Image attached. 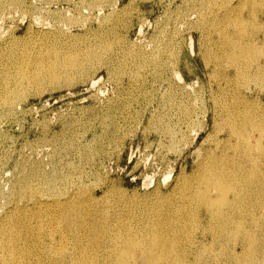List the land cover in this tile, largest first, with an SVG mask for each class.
<instances>
[{"label": "rangeland", "instance_id": "rangeland-1", "mask_svg": "<svg viewBox=\"0 0 264 264\" xmlns=\"http://www.w3.org/2000/svg\"><path fill=\"white\" fill-rule=\"evenodd\" d=\"M0 0L1 4H0V64L2 65V68L0 69V83L5 86V80L3 78L5 77H10L7 79V87H12L15 92L17 93L18 91V99L17 97L14 99L16 100L15 101V110L13 112H11V114H9L7 117L4 116L5 115V112L6 110H3V111H0V113L2 112L3 113V118L1 117L0 118V219L2 217H4V214L7 215L8 211H12L14 212L12 209H14L16 212L15 213H20L21 214H24L26 215V219H27V223H28V226H31V227H39V228H42L43 230H46L45 232V236H43V241L45 243V253L47 254L46 256L48 257L47 259H56V264H71L70 263V256H67V257H59V258H55L51 253H54L52 250L54 249V247L56 246H60L61 243L59 242V236L58 234L56 233L58 229H60L61 224L60 223H57V219H55L57 216L52 212V209L49 208L52 203H53V200L56 198L55 196H57V198L59 197L58 194L62 197H59L58 200L60 201H63V200H67L69 199V197L71 196L72 199L76 200V202L78 201L81 206H83V210L90 213V214H96V215H100L102 217H105L107 219V222H110V224H112L111 227H118V225H123V226H127L130 228L132 227H142V225H144L147 221H154V220H159L160 222H162L163 220L166 221L168 220V218H170V216H174L172 219H176V217L178 218H181L182 216L180 215L181 213L179 212V210L177 209L178 206L177 205H180L181 203H183L184 201V198H182V195H181V192H182V186L181 187H177L178 184L180 185H183V183L181 182V180L183 179L182 176H188L192 173V168L193 166L195 165V163L197 162L198 158H200V152L201 153H204V150H202V147H208L209 145L210 146H213L215 145V142L213 141V139L211 140H206L204 138H207V135L209 133V130H202L200 129V125L202 124L201 121H204L205 119L203 118V114L205 112V110L208 108V106H211L213 105L214 101L213 98L215 99L217 97L220 98L219 100H217L218 102H221L223 100V98H225L222 103L226 102L227 100L229 102L231 101H235L236 97H238L240 95L241 92H246V88L247 85L252 89L251 91H253V93L255 95H261L264 97V85H263V82H257V86L256 84H254L255 82H250L249 84H245V81L243 83H241L239 80H233L232 81H227V77L225 78V76L228 74V72L232 71L234 69V66H233V63H231L230 60H227V59H222V55H223V49L226 50V48L224 47V34L227 33V36L229 34H231L232 36L236 35V29L239 30V27L238 26H235V22L236 20H241L243 17H246L247 16V12L249 10V4L252 0H244L246 1L244 5H241L242 7H240V0H228L229 2L226 4L227 0H224L223 4L220 3L222 2L223 0H206V6H205V2L204 0H185V2L181 1V0H114V2L112 0H102L101 2L98 0H95L97 1L98 4L100 5H95V1L94 0H16V3L14 4L15 0ZM12 3H10V2ZM14 1V2H13ZM28 1V2H27ZM70 1V2H69ZM73 1V2H72ZM89 1V2H88ZM91 1V2H90ZM105 1V3H103ZM118 1V2H116ZM130 1V2H129ZM172 1V2H171ZM203 1V3H202ZM218 1V2H216ZM242 1V0H241ZM80 2V3H79ZM82 2V3H81ZM108 2V3H106ZM112 2V4L110 3ZM135 5L132 6L133 3ZM160 2V3H159ZM163 2V3H161ZM167 4H166V3ZM188 4H187V3ZM193 3L194 6L191 5V3ZM196 2V3H194ZM210 2L209 6H208V3ZM213 2V3H212ZM215 2V3H214ZM231 2V3H230ZM248 2V4H247ZM8 3V4H7ZM72 3V4H71ZM87 3V4H86ZM96 3V4H97ZM117 7H113L115 6V4ZM122 3V4H121ZM131 3V4H130ZM157 3V4H155ZM172 3V4H170ZM182 3V4H181ZM190 3V4H189ZM199 3V4H198ZM220 3V4H219ZM236 3V4H235ZM238 3V5H237ZM3 4V5H2ZM30 4V5H29ZM32 4V5H31ZM74 4V5H73ZM94 4V5H93ZM104 4H106V7L104 6ZM111 4V5H109ZM120 4V5H119ZM130 4V5H128ZM166 4V5H165ZM213 4V6H211ZM217 4V5H216ZM231 4V5H229ZM239 7L237 8V11H236V7ZM17 5V6H15ZM19 5V6H18ZM79 5V6H78ZM82 5V6H81ZM89 5L94 9H89L91 7H89ZM108 5V6H107ZM170 5V6H168ZM188 5V6H186ZM196 5V6H195ZM204 5V6H203ZM8 6V7H7ZM27 6V7H26ZM29 6V8H28ZM98 6V7H97ZM103 6V7H102ZM127 6V7H126ZM130 6V7H129ZM161 6V7H160ZM191 6V7H190ZM203 6V7H202ZM211 6V8H210ZM216 6V7H215ZM217 6H221V7H217ZM224 6V7H223ZM229 6V7H228ZM232 6V7H231ZM246 6V7H245ZM100 7V8H99ZM107 7L109 9H107ZM119 7V8H118ZM124 9H123V8ZM176 7V8H175ZM188 9H187V8ZM201 7V8H200ZM205 7V8H204ZM209 7V8H208ZM223 7V8H222ZM226 7V8H225ZM5 8V10H3ZM7 8V9H6ZM75 8L77 10H75ZM82 8V9H81ZM96 8V9H95ZM99 8V10H98ZM105 8V9H104ZM113 8V10H111ZM117 8V10H116ZM129 8V9H128ZM132 8V9H131ZM135 8V9H133ZM169 8V10H168ZM181 8V10L179 9ZM186 8V9H185ZM194 8V9H192ZM197 8V9H196ZM216 8V9H215ZM220 8L222 11H220ZM229 8V9H228ZM233 10H232V9ZM11 9V10H10ZM23 9V10H22ZM25 9V10H24ZM27 9V10H26ZM81 9V10H80ZM89 9V10H88ZM104 9V10H103ZM120 9V11L118 10ZM123 9V10H122ZM127 9V10H126ZM137 9V11H136ZM139 9V10H138ZM166 9V10H165ZM201 9V10H199ZM205 9V10H203ZM208 9H211V11H209ZM218 9V10H217ZM228 11L227 13L225 12L226 10ZM242 9V10H241ZM243 9H246L243 11ZM56 10V11H55ZM76 12H74V11ZM78 10H80L78 12ZM93 10V11H91ZM102 10V11H101ZM135 10V11H133ZM168 10V11H167ZM172 10V11H171ZM175 10V11H174ZM186 10V11H185ZM188 10H190V13H187L189 12ZM198 10V11H197ZM206 13V15H204L205 13H203V11ZM243 13H241V11ZM7 11H9L10 15L7 13ZM87 11H89V15L87 14ZM95 11V12H94ZM101 14V17L100 16V13ZM104 11V12H103ZM113 11V12H112ZM129 12V13H124V12ZM140 11V12H139ZM149 11V12H148ZM151 11V12H150ZM164 11V12H163ZM182 11V12H181ZM209 11V12H208ZM224 11V12H223ZM233 11V12H232ZM235 11V12H234ZM2 12V13H1ZM55 12L56 14L58 15H55ZM132 12V14H131ZM139 12V13H138ZM166 12V13H165ZM193 12V13H192ZM200 12V13H199ZM202 12V14H201ZM211 12V13H210ZM213 12V13H212ZM216 12V13H215ZM233 14H231V13ZM4 13V14H3ZM29 13V14H28ZM86 13V14H85ZM99 13V14H98ZM107 15H105V14ZM115 13V14H113ZM137 13V14H136ZM142 15H141V14ZM144 13V14H143ZM175 13V14H173ZM178 13V14H177ZM186 15H182V14ZM187 13V14H186ZM208 13V14H207ZM225 13V14H224ZM230 13V14H229ZM53 14V15H52ZM74 14V17H70ZM84 17L86 18H82L83 15ZM92 14V15H91ZM111 14V15H110ZM123 14V15H122ZM128 14V15H127ZM139 14V15H138ZM173 14V16H171ZM177 14V16H176ZM180 14V15H179ZM210 14V16H209ZM216 16H214V15ZM222 14H224L222 16ZM226 14L227 15V18H226ZM238 14V15H237ZM240 14V15H239ZM9 15V16H8ZM61 15V16H60ZM69 16V17H66V16ZM91 15V16H90ZM95 15V16H94ZM98 15V16H97ZM102 15H104L105 17H102ZM115 15V16H114ZM167 15V16H166ZM188 15L189 18H188ZM193 15V16H191ZM201 15V16H200ZM232 15V16H231ZM237 15V16H235ZM243 15V16H241ZM8 16V17H6ZM12 16V17H11ZM52 16V17H51ZM63 16V17H62ZM90 16L89 19H92L94 20H90L92 22H89V19L88 17ZM97 16V17H96ZM107 16V17H106ZM112 16V17H110ZM114 16V17H113ZM137 16V18H136ZM164 16V17H163ZM180 16V17H179ZM206 16V17H205ZM221 16V17H220ZM235 16V17H234ZM260 17V15H258ZM257 16V17H258ZM31 17V18H30ZM33 17V19H32ZM35 17V18H34ZM78 19L76 20L75 19ZM80 19H79V18ZM146 17V18H145ZM170 17V18H168ZM177 17V18H176ZM182 17V18H181ZM187 17V18H186ZM197 17V18H196ZM223 17V18H222ZM226 19H225V18ZM236 18L235 20L232 19V18ZM238 17V19H237ZM258 17V18H259ZM4 18V19H3ZM8 18V19H7ZM55 18V20H54ZM67 18V19H66ZM72 20L71 21H68L69 19ZM101 18V19H100ZM105 18L106 20V23L103 19ZM108 18V19H107ZM111 18V19H110ZM116 20H115V19ZM120 18V19H119ZM127 18V19H126ZM131 18V20H130ZM144 18V19H143ZM159 18H161L159 20ZM165 18V19H163ZM174 18V21L172 20ZM176 18V20H175ZM183 22H181V19ZM186 18V19H184ZM202 18V19H201ZM205 18V19H204ZM210 18V19H209ZM213 18V19H212ZM218 18V19H217ZM231 18V19H230ZM257 18V19H258ZM11 19V21H10ZM53 19V20H52ZM61 21L60 23L58 22L59 20ZM62 19V20H61ZM63 19L67 20L68 23L66 20L63 21ZM85 19V21H84ZM111 21H110V20ZM114 19V20H113ZM119 19V20H118ZM137 19V20H136ZM157 19V20H155ZM171 19V20H169ZM178 19V20H177ZM180 19V20H179ZM185 22H184V20ZM190 19V20H189ZM197 19L198 23L201 22V23H197V21H195ZM201 19V21H200ZM225 19V20H224ZM228 19V21H227ZM30 20V21H29ZM73 20H74V23H73ZM80 20V21H79ZM88 20V21H87ZM109 20V21H108ZM140 20V21H139ZM141 20H142V23H141ZM161 21L162 23H159V21ZM167 20V21H166ZM203 20V21H202ZM211 20V21H210ZM213 20V22H212ZM233 20V22H232ZM33 21V22H32ZM34 21H36L34 23ZM39 21V22H38ZM78 21V23H77ZM114 21V22H113ZM123 21V22H122ZM147 21V22H146ZM157 21V22H156ZM170 21V22H169ZM178 23H176V22ZM190 23H189V22ZM215 21V22H214ZM225 21V22H224ZM227 21V22H226ZM231 21V23H230ZM30 22V23H29ZM42 22H43V25H42ZM59 24H58V23ZM80 22H83V23H80ZM88 22V24H86ZM98 22V24H97ZM101 22V23H100ZM102 22L104 23L102 25ZM111 22V23H110ZM127 22V23H126ZM141 24H140V23ZM146 22V23H144ZM156 22V23H155ZM169 22V23H168ZM196 22V24H195ZM10 23V24H9ZM37 23V25H36ZM68 23V24H67ZM85 23V24H84ZM110 23V24H108ZM167 23V24H166ZM176 23V24H175ZM184 26H182L181 25ZM196 25H194V24ZM202 23H206V24H203ZM210 23V24H208ZM214 23V24H213ZM218 23V24H217ZM220 23V24H219ZM222 23H225L226 26H229L230 24H232V26L230 25L229 27H225L224 24ZM226 23H230V24H226ZM256 23V22H255ZM254 23V25H255ZM30 24V25H28ZM41 24V25H39ZM46 24V25H45ZM49 24V26H48ZM64 24V25H63ZM75 24V26H73ZM78 24V25H77ZM138 24V25H137ZM156 26H155V25ZM163 26H161V25ZM166 24V25H165ZM187 26H186V25ZM192 24V25H191ZM212 24V25H211ZM246 24V25H245ZM243 27L246 26V29L247 30V34L252 31V33L254 34L251 35L248 37H244L245 39H242L243 41L245 40H248L249 38L251 40H253V37H254V40L255 38H257L256 34L254 33V28L255 26H251L250 23L248 22V25L247 23H245ZM12 25V27H10ZM55 25V26H54ZM58 25V26H57ZM82 25H85V27ZM88 25V26H87ZM97 25V26H96ZM102 25V26H101ZM106 25V26H105ZM143 25V27H142ZM145 25V26H144ZM169 25V26H168ZM174 25V27H173ZM180 25V26H179ZM190 25V26H188ZM208 25V26H207ZM211 25V26H209ZM216 25V27H215ZM217 25L219 26H222L221 29H223V31L217 27ZM28 26L30 29H28ZM47 28H45V27ZM65 26V27H64ZM70 26V27H69ZM73 26V27H72ZM96 26V27H95ZM156 29H160V31L156 30ZM165 26V28H164ZM177 26V27H176ZM179 26V27H178ZM186 26V28H185ZM200 26V27H199ZM206 26V27H205ZM214 26V27H212ZM249 26V27H247ZM15 27V28H13ZM26 27H27V30H26ZM37 27V28H36ZM81 27V28H79ZM142 27V28H141ZM161 27V28H160ZM167 27V28H166ZM170 29H169V28ZM199 27V28H198ZM204 27V28H202ZM212 27V28H211ZM225 27V28H223ZM232 27V28H231ZM237 27V28H236ZM253 30H251L252 28ZM10 28V29H9ZM44 28V29H43ZM51 30H50V29ZM56 28L57 30H54ZM61 28V29H60ZM139 28L141 30H139ZM175 28V29H174ZM176 28H180V29H176ZM183 28V29H182ZM198 28V30H197ZM211 30H209V29ZM227 28V29H226ZM235 28V30H234ZM35 29V30H34ZM41 29V30H40ZM67 29V30H66ZM131 29V30H130ZM154 29V30H153ZM163 29V30H161ZM167 29V30H166ZM217 29L219 32H217ZM229 29V30H228ZM9 30V32H8ZM12 30V31H10ZM31 30V31H30ZM37 30V31H36ZM62 30V31H61ZM64 30V32H63ZM70 30V31H69ZM83 30V31H82ZM156 30V31H155ZM166 30V31H164ZM171 30V31H170ZM176 30H179L178 32ZM181 30V31H180ZM183 30V31H182ZM202 30V31H201ZM205 30V31H204ZM216 30V31H215ZM224 30H227L224 32ZM27 31V32H26ZM29 31V32H28ZM51 31V32H50ZM153 31V32H152ZM211 31V32H210ZM220 31L222 33H220ZM254 31V32H253ZM10 33L9 34H7ZM25 32V33H24ZM73 32V33H72ZM77 32V33H76ZM80 32V34H79ZM109 32V33H108ZM133 32V34H132ZM140 32V33H139ZM164 33V34H160V33ZM182 34H181V33ZM184 32V33H183ZM208 32V33H207ZM214 32V33H213ZM216 32V33H215ZM4 33V34H3ZM30 33V34H29ZM44 33V34H43ZM47 33V34H46ZM71 35H70V34ZM76 33V34H75ZM158 35H157V34ZM206 33V35H205ZM209 33H211L209 35ZM20 34V35H19ZM37 34V35H35ZM50 34V36L48 35ZM66 34V36L64 35ZM79 34V35H78ZM106 34V35H105ZM112 34V35H111ZM175 34V35H173ZM178 36H177V35ZM181 34V35H180ZM208 34V35H207ZM223 34L221 37L219 35ZM17 35V36H16ZM19 35V36H18ZM26 35V36H25ZM33 35V36H32ZM35 35V36H34ZM39 35V36H38ZM44 35V36H43ZM60 35V36H59ZM91 35V36H90ZM98 35V36H97ZM108 35V36H107ZM125 35V36H124ZM154 35V37H153ZM161 36V37H157V36ZM45 36H46V39H45ZM53 36V37H52ZM65 36V37H64ZM72 36V37H71ZM81 36V38H80ZM84 36V37H83ZM156 36V37H155ZM167 36V38H166ZM174 39H173V37ZM183 38H181V37ZM214 36V37H213ZM219 36V37H218ZM230 36V35H229ZM253 36V37H251ZM3 37V38H1ZM20 37V39H19ZM24 37V38H23ZM27 37V38H25ZM29 37V38H28ZM35 37V38H34ZM41 37V38H40ZM68 37V38H67ZM74 37V39H72ZM93 37V38H92ZM98 37V38H97ZM102 37V39H101ZM118 38V40H122L123 42H121L119 40L116 41ZM125 38L123 40V38ZM127 37V38H126ZM171 37L173 40H171ZM178 37V38H177ZM207 37V39H206ZM212 37V38H211ZM218 37V38H217ZM5 38V39H4ZM14 38V40L12 39ZM24 40H23V39ZM38 38V39H37ZM43 38V39H42ZM48 38V39H47ZM53 38V39H52ZM70 38V39H69ZM79 38V39H78ZM91 38V39H90ZM109 38V39H108ZM111 38V39H110ZM134 38V39H133ZM136 38V39H135ZM154 39V40H151ZM156 38V39H155ZM161 38V40H160ZM164 38V39H162ZM204 38V40H203ZM210 38V40H209ZM217 38V39H216ZM248 38V39H247ZM22 39V40H21ZM30 39V40H29ZM35 39V40H34ZM45 39V40H44ZM62 39L64 42H62ZM89 40V41H86ZM100 39V40H99ZM108 39L111 42H113V45L114 43H120L119 45H114L111 49V55L109 54L110 53V50H108L109 53H107V51H105V53L101 52V55L103 58L101 57L99 50H97V55L98 57L100 56L101 58L99 59V62L98 60H94V62H90V61H84L85 65L83 64L82 65V68L80 66H77V67H74L70 72L66 73L65 70H64V67H65V63L67 62V59L68 57L70 58L71 56H73L72 54H74L76 57L80 58V56L87 51H93V50H96L98 49L97 46L99 47V45L102 43V42H109ZM113 39V41H111ZM147 39V40H146ZM167 39V41H166ZM200 39V41L198 40ZM213 39V41H212ZM220 39V41H219ZM222 39V40H221ZM11 40V42H10ZM13 40V41H12ZM47 40V41H46ZM55 40V41H54ZM67 40V41H65ZM96 43H95V41ZM102 40V41H101ZM104 40V41H103ZM129 40V41H128ZM131 40V41H130ZM158 40V41H157ZM160 40V41H159ZM165 40V41H163ZM175 40V41H174ZM198 40V41H197ZM207 40V42H205ZM21 43H20V42ZM24 41V42H23ZM31 41H34L31 42ZM39 41V42H38ZM41 41V42H40ZM54 41V42H53ZM59 41H60V44H59ZM72 43L70 45V43ZM80 41V42H79ZM86 41V42H85ZM116 41V42H115ZM124 41H125V44H124ZM173 43H172V42ZM183 41V42H182ZM192 41V43H191ZM204 41V42H203ZM210 43H209V42ZM9 42V43H8ZM15 42V44L13 43ZM38 42V43H37ZM47 42V43H46ZM77 42V43H76ZM85 42V43H83ZM91 42V43H90ZM98 42V43H97ZM127 42V43H126ZM134 42V44H133ZM148 42V44H147ZM151 42V43H150ZM152 42L155 44H153L152 46ZM157 42V44H156ZM162 45V47H160V44ZM163 42V43H161ZM170 42V43H169ZM202 42V44L200 45V43ZM221 42V44H220ZM4 43V44H3ZM37 43V44H35ZM42 43V44H40ZM49 43V44H48ZM122 43V44H121ZM132 44V48H131V44ZM136 43V44H135ZM144 43V44H143ZM151 46H149L150 44ZM204 43V44H203ZM215 43V44H214ZM12 44V45H11ZM21 44V45H20ZM40 44V45H39ZM64 46H63V45ZM67 44V45H66ZM74 44V45H73ZM76 44V45H75ZM78 44V46H77ZM82 44V45H81ZM88 44V45H87ZM91 44V46H89ZM98 44V45H97ZM146 44V45H145ZM159 44V45H158ZM166 44V45H165ZM173 44V45H172ZM179 44V46L177 45ZM197 44V45H196ZM206 44V45H205ZM210 44V45H209ZM214 44V45H212ZM219 44V45H217ZM16 45V46H14ZM25 45V46H24ZM33 45V47H32ZM37 45L39 47H37ZM51 45V46H50ZM54 45L56 47H54ZM60 45V46H59ZM80 45V46H79ZM84 45H86V47H84ZM94 45H97L94 47ZM121 45V47H123L124 49H126L127 51L129 50H136L134 51L135 53H138L142 50H149L147 51L146 53H148L149 57L147 54H144L143 52V55L145 56L146 59L149 58V61L153 58V55H158L160 54L159 57H157V59H161L162 62H164L161 67H158V66H155V68L153 67L154 65L152 64H148L150 63L149 61H147L148 63H144L145 65H141V66H138L140 65L138 62H137V59L130 55L128 56V52H125L124 50V53L119 51L117 48H119V46ZM128 47L130 45L129 48H127L126 46ZM135 45H138L136 46L135 48ZM145 45V46H144ZM164 45V46H163ZM170 45V46H169ZM200 45V46H199ZM217 45V46H216ZM19 46V47H18ZM27 46V47H26ZM30 46V47H29ZM41 46H45L43 49L41 48ZM70 46H74L71 47ZM76 46V47H75ZM117 46V48L115 47ZM134 46V47H133ZM140 46V47H139ZM151 47V48H161L157 51L159 52H155L156 49H150L148 48ZM172 46H174L175 50ZM178 46V47H177ZM185 46V47H184ZM203 46V48H202ZM208 46V47H206ZM216 46V47H215ZM219 46V47H218ZM221 46V47H220ZM13 47V48H12ZM18 47V48H16ZM25 47V48H24ZM48 47V49H47ZM59 48V52H58V48ZM68 47V48H67ZM80 49H78V48ZM83 47V48H82ZM88 47V48H87ZM90 47V48H89ZM95 49H94V48ZM144 47V48H143ZM172 47V48H171ZM211 47H212V50H211ZM217 47L219 48L218 51L215 50L217 49ZM11 48V50H10ZM27 48V49H26ZM35 48V49H34ZM39 48V49H38ZM61 48H64L63 50L60 51ZM68 50H67V49ZM77 48V49H76ZM86 48V49H85ZM135 48V49H134ZM167 48V50L165 49ZM208 48V49H207ZM24 49H26L25 51H23ZM29 49L31 51H29ZM70 49V50H69ZM84 49V50H83ZM115 49V50H114ZM117 49V50H116ZM142 49V50H141ZM169 49V50H168ZM173 49V51H172ZM200 49V50H199ZM206 49V50H205ZM222 49V50H221ZM16 50L18 52H16ZM42 50V51H40ZM51 50V51H50ZM57 50V51H56ZM76 50V51H75ZM80 50V51H79ZM187 50V51H186ZM23 51V53L21 52ZM29 51V52H27ZM37 51V52H36ZM40 51V53H39ZM49 51V52H48ZM75 53H74V52ZM113 51H115V53L113 54ZM133 51H132V54H133ZM154 51V52H153ZM165 53H163V52ZM168 51V52H167ZM202 51V52H201ZM210 53L211 51L213 52L214 55L211 54V56L207 55V52ZM216 51V52H215ZM222 51V52H221ZM11 53V54H8V53ZM14 52V53H13ZM25 52V53H24ZM46 52L50 53V54H45ZM65 52V53H64ZM79 52V53H77ZM151 52H153L154 54L151 55ZM173 52H175L176 54H174ZM205 52V53H204ZM211 52V53H212ZM219 52V53H218ZM3 53V54H2ZM13 53V54H12ZM18 53V55H17ZM27 53V54H26ZM32 53V54H31ZM34 53V54H33ZM36 53V54H35ZM60 53H63L60 54ZM69 53V54H68ZM77 53V54H76ZM118 53V54H117ZM121 53V54H120ZM141 53V52H140ZM170 54V56H168V54ZM177 53H178V59H177ZM203 53V54H202ZM217 53V54H216ZM29 54V55H28ZM53 54V56H52ZM78 54L80 56H78ZM106 56H104V55ZM118 56H117V55ZM121 57H120V55ZM124 54V55H122ZM126 54V56H125ZM167 54V55H166ZM174 54V55H173ZM189 56H188V55ZM207 55L209 57H206L204 55ZM4 55V56H3ZM6 55H7V58H6ZM10 55V56H9ZM16 55V56H15ZM31 55V56H30ZM33 55V56H32ZM37 55V56H35ZM43 55V57L41 56ZM56 55V56H55ZM62 55V56H61ZM69 55V56H67ZM111 58L109 60V57ZM114 55H116L114 57ZM140 55V54H138ZM142 55V56H143ZM147 55V56H146ZM164 55V56H163ZM201 55V56H200ZM220 55V56H219ZM15 56V57H14ZM18 56V57H17ZM23 56H28V57H25L23 58ZM40 56V57H39ZM48 56V57H47ZM52 56V57H50ZM64 56V57H63ZM74 56V57H75ZM140 55V57H142ZM168 56V57H167ZM214 56V57H213ZM219 58H218V57ZM11 57V58H10ZM34 57V58H33ZM35 57H37L35 59ZM58 57V58H57ZM62 57L64 59H62ZM67 57V58H66ZM73 57V58H74ZM122 58V59H119ZM124 57V59H123ZM127 57V58H125ZM129 57V59H128ZM152 57V58H150ZM171 57V59H170ZM176 57V58H175ZM189 57V58H188ZM201 57V58H200ZM216 57V58H215ZM14 58V60L12 59ZM17 58V59H15ZM29 58V59H28ZM33 58V59H32ZM44 61H43V59ZM52 58V59H51ZM107 58V59H105ZM133 60H132V59ZM144 58V57H143ZM168 58V59H167ZM215 58V59H214ZM224 61L222 62L221 59ZM6 59V60H5ZM7 59H10V61L8 62ZM22 59V60H21ZM24 59V60H23ZM35 59V60H34ZM41 59V60H40ZM54 59H57V60H54ZM116 59V60H115ZM119 61H118V60ZM136 61H135V60ZM175 59V60H174ZM177 59V60H176ZM207 61H206V60ZM218 59V60H216ZM3 60V61H2ZM13 60V61H12ZM28 62H27V61ZM32 60V61H31ZM47 60H50L49 62ZM54 60V61H53ZM62 60V61H61ZM64 60V61H63ZM66 60V61H65ZM112 60V61H111ZM122 60V61H121ZM130 60H132V65L133 64H137L136 66H132L131 65V62ZM168 60V62H167ZM169 60H171V62L169 63ZM226 60V61H225ZM4 61H6L4 63ZM18 61V63H17ZM22 61V62H21ZM40 61V62H38ZM53 61V62H52ZM103 63H101V62ZM109 61V62H108ZM118 62V64L116 62ZM128 61V62H127ZM135 61V62H133ZM165 61H166V64H165ZM175 61V62H173ZM206 61V62H205ZM11 62L13 64H11ZM37 62H38V65L41 64V65H37ZM46 62V63H44ZM51 62V63H50ZM56 62V63H55ZM60 62H62V67L60 65ZM65 62V63H64ZM91 65H94L96 66V70H100V71H96L94 68L95 66H93V69H92V66ZM98 62V63H96ZM108 62V63H107ZM112 62V63H110ZM124 62V64L122 63ZM130 62V63H129ZM137 62V63H136ZM177 62V63H176ZM207 62H210V63H207ZM217 62V63H216ZM219 62V63H218ZM221 62V63H220ZM227 62V63H226ZM26 63V64H25ZM29 63V65L27 64ZM32 63V64H31ZM43 63V64H42ZM55 63V64H54ZM64 63V64H63ZM89 67H85V66H88ZM101 63V64H100ZM116 63V65H115ZM128 63V64H127ZM169 65H168V64ZM174 63V65H173ZM206 63V64H205ZM214 63L216 64L215 66H217V68H215L214 66ZM224 63V64H223ZM4 64V66H3ZM6 64V65H5ZM11 64V65H9ZM19 64V65H18ZM25 64V65H24ZM46 64V65H45ZM50 64V65H49ZM58 64V65H57ZM97 64V65H96ZM99 64V65H98ZM122 64V66H121ZM149 66H148V65ZM183 64V65H182ZM219 64L222 65L219 66ZM229 64H232V65H229ZM0 65V67H1ZM22 65V66H20ZM32 65V66H31ZM37 65V67H36ZM51 65H55L54 67L51 66ZM60 65V66H59ZM102 65V66H100ZM110 65V67H109ZM121 67H120V66ZM128 65V66H127ZM147 65V67H145ZM171 65V66H170ZM177 65V66H176ZM193 65V66H192ZM197 65V66H196ZM228 65L230 67H233V68H228ZM11 66H13L14 68H11ZM17 66V67H16ZM29 66V68H28ZM42 66V67H40ZM51 66V67H49ZM57 66V67H56ZM84 66V67H83ZM100 66V67H98ZM105 66V67H104ZM114 66V67H113ZM119 68H117V67ZM136 67V69H129L130 71L128 72V67ZM168 68H167V67ZM176 66V67H175ZM195 66V67H194ZM208 66V67H207ZM227 66V67H226ZM7 67V68H6ZM24 69H23V68ZM56 67V68H55ZM60 67V68H58ZM79 67V68H78ZM115 67L117 69H115ZM199 67V68H198ZM16 68V69H15ZM21 68V69H19ZM28 68V69H27ZM33 68V69H32ZM38 68V69H37ZM44 68V69H43ZM50 68V69H49ZM98 68V69H97ZM109 68H112L109 69ZM123 68H125L126 70H123ZM140 68V69H139ZM152 68V69H151ZM167 68V69H166ZM210 68V69H208ZM213 68V69H211ZM223 70H222V69ZM29 71L27 73V71ZM49 69V70H48ZM57 69V70H56ZM61 69H63V71H61ZM79 69V70H78ZM86 69V71H85ZM88 69V70H87ZM93 71H92V70ZM114 69V70H113ZM122 69V70H120ZM142 69V70H141ZM170 69L172 70L171 72ZM182 69V70H181ZM189 69V70H188ZM208 69V70H207ZM216 69V70H215ZM219 69V71H218ZM226 69V72L225 70ZM230 71H229V70ZM3 70V72H2ZM7 70V71H6ZM10 70V71H9ZM14 70V71H13ZM17 70V71H16ZM22 72H21V71ZM37 70V71H36ZM40 70H41V73H43V78L44 80L41 79V83L40 81H33V80H28V78H25L21 75V73H23L24 75L26 74V76L28 75L29 77L32 76V75H35L37 74L38 72L40 73ZM47 70V71H46ZM50 70L54 71L55 73H57L59 75V81H56V82H49L50 80L49 79H46V75H48L50 73ZM56 70V71H55ZM81 70L83 71V73H81ZM90 70V71H89ZM107 70V71H106ZM115 70H119V71H116L115 72V80L114 81V78L112 77L113 76V71ZM134 70H135V74L136 76L139 78H137L134 74V76H132V72L134 73ZM139 71L140 73H137L136 71ZM146 70V71H145ZM154 70V71H152ZM168 70V71H167ZM188 70V71H187ZM191 70V71H190ZM194 70V71H193ZM212 70V71H211ZM222 70V72H221ZM12 71V72H11ZM16 71V72H15ZM61 73H58L60 72ZM86 73H85V72ZM111 71V73L109 72ZM122 71V73L120 72ZM123 71L125 72V74L123 73ZM127 71V72H126ZM162 71V72H161ZM166 71V73L164 72ZM177 71H178V74H177ZM207 71V72H206ZM211 71V72H210ZM7 74H5V73ZM11 72V74H10ZM30 72L31 75H30ZM46 72V73H45ZM67 74H65V73ZM73 72V73H72ZM91 72V73H90ZM106 72L107 74L110 76L109 79L107 80V77L108 75H106ZM118 72V74H117ZM142 72V73H141ZM149 74H148V73ZM152 72V73H151ZM168 72V73H167ZM217 72V73H216ZM220 72V73H218ZM1 73L3 75H1ZM35 73V74H34ZM40 73V74H41ZM80 73V74H79ZM85 73V74H84ZM121 73V74H120ZM130 74L129 75H127ZM193 73V74H192ZM215 73L218 75H215ZM10 74V75H9ZM16 74V75H15ZM71 74V75H70ZM74 74V76H73ZM84 76H83V75ZM94 75L93 76H91ZM117 74V75H116ZM121 76H120V75ZM139 74V76H138ZM145 74V75H144ZM151 74V75H150ZM199 74V75H198ZM207 74V75H206ZM214 74V75H212ZM222 74V75H221ZM226 74V75H225ZM13 75V76H12ZM17 75H18V78H17ZM66 75V77H64ZM75 75L77 78H75ZM82 75V76H81ZM90 75V76H89ZM96 75V76H95ZM112 75V76H111ZM119 75V76H118ZM166 75V76H165ZM168 75V76H167ZM180 79H179V77ZM212 75V76H211ZM5 76V77H4ZM16 76V77H15ZM80 78H79V77ZM90 79H88L89 77ZM132 76V77H131ZM142 76V78H141ZM148 78H147V77ZM159 76V77H157ZM172 76V78H171ZM223 76V77H221ZM3 77V78H2ZM15 77V78H13ZM112 77V78H111ZM124 79H122V78ZM135 78V81L133 80ZM170 77V78H169ZM211 79H210V78ZM215 77V80L214 78ZM218 77V78H217ZM23 80H22V79ZM66 78H72V80L74 81H71L69 83V86L65 83V80ZM76 80H75V79ZM93 78V79H92ZM111 78V79H110ZM120 78V79H119ZM217 78V79H216ZM220 78V79H219ZM223 80L224 78V81ZM19 79V80H17ZM84 79H86L84 81ZM143 79V80H142ZM145 79V80H144ZM158 79V80H157ZM174 79V80H173ZM207 79V80H206ZM4 80V81H3ZM15 80V82H14ZM29 83H28V81ZM46 80V82L44 83V81ZM62 80V81H61ZM77 80H79V82H77ZM92 80L96 81V83H92ZM98 80V81H97ZM167 80V81H166ZM169 80V81H168ZM209 80V81H208ZM218 80V81H217ZM226 80V81H225ZM20 81H23V82H20ZM32 83H31V82ZM83 81V82H82ZM88 81V83H87ZM118 81V82H117ZM121 81V82H120ZM125 81V82H124ZM145 81V82H144ZM165 81V82H164ZM183 81V82H182ZM207 81V82H206ZM235 81V82H234ZM240 83H239V82ZM20 84H18V83ZM86 82V84H85ZM136 82V83H134ZM148 82V84H147ZM167 82L169 85H167ZM220 82V83H219ZM226 84V85H224ZM226 82V83H225ZM231 82L234 84H231ZM13 83V84H12ZM16 83V84H15ZM47 83V85H46ZM49 83V84H48ZM54 83V84H53ZM57 83V84H56ZM77 83V84H76ZM80 83V84H79ZM92 83V84H91ZM119 83V84H118ZM141 85H140V84ZM146 83V84H145ZM159 83V84H157ZM160 83H163V84H160ZM173 85H172V84ZM185 83V84H183ZM219 83V84H218ZM228 83V84H227ZM239 83V84H237ZM259 83H261L259 85ZM0 84V85H1ZM18 84V85H17ZM33 84V85H32ZM35 84V85H34ZM41 84V85H39ZM43 84V85H42ZM51 84V85H50ZM56 84V85H55ZM64 86H63V85ZM74 84V85H72ZM79 84V85H78ZM134 84V85H133ZM136 84V85H135ZM155 84V85H154ZM171 84V85H170ZM219 86H218V85ZM222 85V91L221 89L219 90L218 88H221V85ZM246 86H245V85ZM1 85V86H2ZM17 85V87H16ZM21 85L23 86V88L21 87ZM29 85V86H28ZM60 85V86H59ZM92 85V86H91ZM95 85V87H94ZM150 85V86H149ZM176 85V86H175ZM177 85H178V88H177ZM186 85V86H184ZM232 85V86H231ZM242 85V87L240 86ZM251 85V86H250ZM262 85V86H261ZM15 86V87H14ZM25 86V87H24ZM28 86V88H26ZM38 88H37V87ZM45 86V88H44ZM48 86V87H47ZM51 86V87H50ZM73 86V87H72ZM136 86V87H135ZM158 86V88H157ZM168 86V87H167ZM180 86V87H179ZM204 86V87H203ZM212 86V87H211ZM224 86L225 89H224ZM231 86V87H230ZM238 86V87H237ZM245 86V87H244ZM254 86H256L258 88L255 87L253 88ZM260 86L262 87L260 89ZM33 87V88H32ZM40 87V89H39ZM50 87V88H49ZM57 87V89H56ZM64 87V88H63ZM163 89H162V88ZM217 87V89H216ZM244 87V88H243ZM247 87V88H249ZM3 88V87H2ZM11 88V89H12ZM42 88V89H41ZM49 88V89H48ZM51 88H53L51 90ZM61 88V89H60ZM114 88V89H113ZM160 88V89H159ZM170 88V89H168ZM175 88H177L175 90ZM193 88V90H192ZM207 88V89H206ZM211 88H212V92H211ZM229 88V89H228ZM233 88V90H232ZM235 88V89H234ZM240 91H238V89ZM249 88V89H250ZM19 89V90H18ZM28 89H29V92H28ZM37 89V90H36ZM47 89V90H46ZM136 89V90H135ZM159 89V90H158ZM165 89V90H164ZM184 89H185V92H184ZM209 89V90H208ZM245 89V90H244ZM247 89V91L249 90ZM18 90V91H17ZM25 90V92H24ZM46 90V91H45ZM49 90V91H48ZM63 90V91H62ZM98 90V92H97ZM162 92H161V91ZM166 93H164L163 92ZM167 90L169 91V93L167 92ZM171 90V91H170ZM175 90V91H174ZM179 90V91H178ZM190 90V91H189ZM215 90V91H214ZM227 90V92H226ZM236 90V92H235ZM257 90V91H256ZM260 90V92H259ZM33 91V92H32ZM39 91V93H38ZM121 91V92H120ZM199 91V92H198ZM221 91V92H220ZM225 91V93L223 92ZM231 91V92H230ZM262 91V93H261ZM22 92V93H21ZM43 92V93H42ZM120 92V93H119ZM127 92V93H126ZM163 93L164 95H162L161 93ZM183 92V93H182ZM195 92V93H194ZM198 92V93H197ZM205 92V93H204ZM219 92V93H217ZM243 92V93H244ZM32 93V94H31ZM45 93V94H44ZM52 93V94H51ZM93 93V94H92ZM159 93V94H158ZM183 94V97H182V94ZM192 95H190V94ZM200 93V94H199ZM215 93V94H214ZM217 93V94H216ZM228 93V94H227ZM234 93V94H233ZM237 93H239V95L237 96ZM20 94V95H19ZM28 96H27V95ZM84 94V95H83ZM97 94V95H96ZM117 94L118 95H121L119 98H116L117 97ZM167 94H171L174 96V100H173V96L171 95H167ZM176 94V95H175ZM178 94V95H177ZM186 96H185V95ZM194 94V95H193ZM203 97H202V95ZM222 94V95H220ZM226 94V96L224 95ZM233 94V95H232ZM23 95V96H22ZM38 95V96H37ZM42 95V96H41ZM44 95V96H43ZM95 95V97H94ZM160 95V96H159ZM162 95V97H161ZM167 95V96H166ZM190 95V96H189ZM230 95V97H229ZM232 95V96H231ZM235 95V96H234ZM31 96V97H29ZM41 96V97H40ZM92 96V97H91ZM123 96V97H122ZM166 96V98L164 97ZM179 98V99H177ZM179 96V97H178ZM195 96L197 97L195 99ZM208 98H207V97ZM212 98H211V97ZM219 96V97H218ZM223 98H222V97ZM234 96V97H233ZM21 97V98H20ZM26 97V98H25ZM84 97V98H83ZM86 97V98H85ZM97 97V98H96ZM100 97V98H99ZM160 97V98H159ZM164 97V98H163ZM168 97V98H167ZM171 97V98H169ZM182 97V98H181ZM194 97V98H193ZM204 97H205V101H204ZM229 97V98H228ZM24 100H23V99ZM28 98V99H27ZM50 98V99H49ZM95 98V99H94ZM116 98V99H115ZM187 99L184 100V99ZM192 98V99H191ZM201 100H199V99ZM227 98V99H226ZM234 98V99H233ZM19 99H21L20 101V104H19ZM87 99V100H86ZM97 99V101H96ZM103 99V100H102ZM109 99V100H108ZM119 99H121L120 102ZM151 99V100H150ZM165 101H164V100ZM167 99L169 100L168 103H167ZM180 99L182 101H180ZM190 99V101H189ZM198 99V100H197ZM210 101H209V100ZM222 99V100H221ZM231 99V100H230ZM18 100V103L16 104ZM27 100V101H26ZM41 100V101H40ZM72 100V101H71ZM116 100V101H115ZM176 100V101H175ZM184 100V101H183ZM194 100V101H193ZM221 100V101H220ZM109 101V102H108ZM174 101V102H172ZM201 101V102H200ZM227 101V102H228ZM24 102V104H23ZM44 102V104H43ZM75 102V103H74ZM87 102V103H86ZM100 102V103H99ZM117 102V104H116ZM120 102V103H119ZM160 102V103H159ZM163 102V103H161ZM165 102V103H164ZM179 102V103H178ZM187 102V103H186ZM199 102V103H198ZM204 102V103H203ZM209 102V103H208ZM110 106H109V104ZM115 103V104H114ZM174 103V104H173ZM181 103V104H180ZM185 103V104H183ZM201 103V105H200ZM105 104V105H103ZM150 104V105H149ZM159 104L161 105L159 107ZM168 104V105H167ZM172 106H171V105ZM180 104V105H179ZM193 104V105H192ZM198 104V105H197ZM204 104V105H203ZM206 104V105H205ZM18 105V106H17ZM20 105V106H19ZM49 105V106H48ZM84 105L87 107L85 108ZM107 105V106H106ZM116 105V106H115ZM148 107H147V106ZM154 105V106H153ZM178 107L177 108H174V106ZM183 105V106H182ZM188 105V106H187ZM192 105V106H191ZM200 105V106H199ZM46 106V107H45ZM167 106V107H166ZM171 106V108H170ZM182 106V107H181ZM194 106V107H193ZM18 107V108H17ZM38 107V108H37ZM80 107V108H79ZM83 107V108H81ZM90 107V108H89ZM154 107V108H153ZM159 107V108H158ZM162 107V108H161ZM165 107V108H164ZM169 107V108H168ZM173 107V108H172ZM184 107L186 108V110H184ZM189 107V108H188ZM30 110H29V109ZM89 108V109H88ZM106 108V109H105ZM160 109L163 110L165 109V111L163 110L162 112H160L161 110H156V109ZM182 108V111H180ZM197 110H195V109ZM201 108V109H200ZM45 109V110H44ZM85 109V110H84ZM92 109V110H91ZM100 109V110H99ZM149 109H152V110H149ZM172 109V110H170ZM174 109V110H173ZM204 109V110H203ZM28 110V111H27ZM147 110V111H146ZM167 110H169V112H166ZM177 110V111H176ZM192 110H195V113H200L201 117H199V115L196 113V115H198V117L194 114V111ZM199 110V112H198ZM25 111V112H24ZM31 111V112H30ZM35 111V113H34ZM37 111V112H36ZM40 111V112H39ZM154 111H156V113H154ZM159 111V112H158ZM187 112H191L189 113L190 117H191V122H190V126L188 128L184 127V125H182L183 129L182 131L180 132V135L179 134V131L181 130L180 126H181V123H177L179 125H174L176 124L177 122V118H178V115H180L181 113H186ZM202 111V112H201ZM105 114H104V113ZM117 112V114H115ZM130 112V113H129ZM148 112V113H147ZM153 112V113H152ZM173 114H172V113ZM176 112V113H175ZM179 112V113H178ZM181 112V113H180ZM13 113L15 115H13ZM24 113V114H23ZM28 113V114H27ZM64 113V114H63ZM146 113V114H145ZM152 113V114H151ZM169 114L167 116V114ZM155 114V115H154ZM160 114V115H159ZM173 116H171V115ZM192 114V115H191ZM40 115V117H39ZM44 115V116H43ZM106 115V116H105ZM128 115V116H127ZM132 115V116H131ZM157 115V116H156ZM161 115L163 116V118L160 120L159 118L161 117ZM174 115L176 116V118L174 117ZM194 115V116H193ZM62 116V118H61ZM103 116V117H102ZM105 116V117H104ZM115 116V117H114ZM134 116V117H133ZM154 118H153V117ZM171 116V118H170ZM32 117V119H31ZM43 117V118H42ZM66 117V118H64ZM69 117V118H67ZM100 117V118H99ZM107 117H109L111 119H108ZM151 117V119H150ZM158 117V118H157ZM192 117L195 118L194 121H192ZM19 118V119H18ZM21 118V119H20ZM34 118V119H33ZM37 118V119H36ZM49 118V119H47ZM74 118V119H73ZM132 118V120H131ZM137 118V119H136ZM139 118V119H138ZM153 118V120H152ZM174 118V120H173ZM3 119V120H2ZM15 119V120H14ZM26 119V120H25ZM51 119V120H50ZM65 121H64V120ZM80 121H79V120ZM115 119V120H114ZM144 119V120H143ZM149 119V120H148ZM155 119V121H154ZM159 119V120H158ZM166 119V120H164ZM21 120V121H20ZM35 120V121H34ZM46 120V121H45ZM55 120V121H54ZM85 120V121H84ZM140 120V123L138 122ZM148 120V121H147ZM157 120V121H156ZM164 122H167L168 123H173L172 125L175 126V128H178L176 129L175 131L177 133H175V135H173L171 138L170 135H166V134H162L160 131H161V125L163 126V121ZM201 120V121H200ZM23 121V122H22ZM41 121V123H40ZM76 121V123H75ZM110 121V123H108ZM147 121V122H146ZM170 121V122H169ZM197 123H196V122ZM4 122V123H3ZM34 122V124H33ZM42 122L44 124H42ZM47 122V123H45ZM50 122V123H48ZM63 122V123H62ZM81 122V123H80ZM150 122V125L148 124ZM152 122V123H151ZM158 122V123H157ZM195 122V123H194ZM57 125H56V124ZM65 123V124H64ZM68 123V124H67ZM73 123V124H72ZM79 123V124H77ZM103 123V124H102ZM114 123V124H113ZM155 123V125H154ZM193 123V125H192ZM20 124V125H19ZM40 126H37L39 125ZM70 124V125H69ZM85 124V125H84ZM89 124V125H88ZM94 124V125H93ZM96 124V125H95ZM98 124V125H97ZM139 124H141L139 126ZM153 124V125H152ZM159 124V125H158ZM166 124V125H167ZM195 124V125H194ZM199 124V126L197 125ZM18 125V126H17ZM26 125V126H25ZM35 127H34V126ZM63 125V126H62ZM64 125H68L67 126H64ZM76 125V126H75ZM105 126V127H101V126ZM143 125V126H142ZM160 126L159 128L157 127ZM28 126V127H27ZM46 126V127H45ZM51 126V127H50ZM70 126V127H69ZM72 126V127H71ZM75 126V127H74ZM82 126V127H81ZM108 126V127H107ZM139 126V128H138ZM145 126V127H144ZM150 126V127H149ZM153 126V128H152ZM173 126V127H174ZM179 126V127H178ZM193 126V127H192ZM43 127V128H42ZM101 127V128H99ZM143 127V128H142ZM156 127V128H154ZM172 127V126H171ZM192 127V129H191ZM20 128V129H19ZM81 128V129H80ZM98 128V129H97ZM103 128V129H102ZM118 128V129H117ZM126 128V129H125ZM152 128V129H151ZM187 130H185V129ZM194 128V129H193ZM197 128V129H196ZM34 129V130H33ZM38 131H37V130ZM43 129V130H42ZM73 131H72V130ZM76 129V130H75ZM97 131H96V130ZM123 129V130H122ZM138 129V130H137ZM146 129V130H145ZM154 129V131H153ZM156 129V130H155ZM159 129V130H158ZM200 129V130H199ZM18 130V132H17ZM40 130V131H39ZM42 130V131H41ZM49 130V131H48ZM79 130V131H78ZM83 130V131H82ZM93 130V131H92ZM148 130V132H147ZM197 130V131H196ZM45 131V132H43ZM56 131V132H55ZM66 131V132H64ZM85 131V132H84ZM93 133H91V132ZM130 131V132H129ZM141 131V132H140ZM145 131V132H144ZM185 131V132H184ZM190 131V134L187 135V137L185 136L186 134H188V132ZM192 131V132H191ZM199 131V132H198ZM14 132V133H13ZM63 132V133H62ZM69 132V133H68ZM96 132V133H95ZM147 134H144L146 133ZM157 132V133H156ZM158 132L160 133L159 136L158 135ZM184 132V134H183ZM197 132V133H196ZM20 133V135H19ZM27 133V134H26ZM42 133V134H41ZM46 133V134H45ZM71 133L73 135H71ZM88 133V134H87ZM90 133V134H89ZM12 134V135H11ZM31 134V135H30ZM36 134V135H35ZM78 134V135H77ZM83 134V135H82ZM177 134V135H176ZM179 134V135H178ZM71 135L72 138H70L69 136ZM77 135V136H76ZM81 135V136H80ZM124 135V136H123ZM137 135V136H136ZM163 135V136H162ZM166 135V136H165ZM54 138H53V137ZM60 136V137H59ZM74 136H76V139L78 140H75ZM86 136V137H85ZM125 136L127 138H125ZM174 136H176L177 138H175ZM189 136V137H188ZM3 137V138H2ZM37 137V138H36ZM42 137V138H41ZM48 137H49V140H48ZM92 137V138H91ZM164 137L166 139H164ZM185 137V139H184ZM203 137V138H202ZM17 138V139H16ZM27 138V139H26ZM41 138V140H40ZM57 138V139H56ZM74 138V139H73ZM81 138V139H80ZM89 138V139H88ZM160 138V139H159ZM162 138V139H161ZM187 138V139H186ZM191 138V139H189ZM195 138V140L193 139ZM20 139V140H19ZM23 139V140H22ZM56 139V140H55ZM62 139V140H61ZM68 139V140H67ZM70 139V140H69ZM73 139V140H72ZM85 139V140H84ZM95 139V140H94ZM124 139V141H122ZM147 139V140H146ZM157 139V140H156ZM169 141H168V140ZM171 139H173V144H176L175 146H173L172 144V141ZM177 139V140H176ZM5 140V141H4ZM32 140V141H31ZM44 140V141H43ZM60 140V141H59ZM66 140V141H65ZM93 141V144H92V141ZM107 140V141H106ZM150 140V141H149ZM153 140V142H152ZM161 140V141H159ZM176 140V141H175ZM185 140V141H184ZM189 141L191 144L189 145V142H186ZM4 141V142H3ZM26 141V142H25ZM53 141V143H52ZM58 141V142H57ZM70 141V142H69ZM78 141V142H77ZM81 141V142H80ZM88 141V142H87ZM122 141V142H121ZM131 141V142H130ZM149 141V142H148ZM156 141V142H155ZM159 141V142H158ZM163 141L162 143V146H161V142ZM168 141V142H167ZM177 141H178V144H177ZM205 141V142H204ZM211 141V142H209ZM18 142V144H17ZM30 142V143H29ZM37 142V143H35ZM44 142L47 143L44 144ZM63 142V143H61ZM155 142V143H154ZM158 142V143H157ZM186 142V143H185ZM7 143V144H5ZM14 143V144H13ZM25 143V144H24ZM33 143V144H32ZM51 143L53 146H51ZM76 143L78 145H76ZM153 143V144H152ZM166 143V145H164ZM170 143V144H169ZM180 143H182L180 145ZM188 143V144H187ZM193 143V144H192ZM208 143V145H207ZM211 143V144H210ZM12 144V145H11ZM42 144V145H41ZM45 147H44V145ZM50 144V145H49ZM86 144V145H85ZM91 144V145H90ZM96 144V145H95ZM150 144V145H148ZM160 144V146H158ZM168 144V145H167ZM186 146V148H184V145ZM214 144V145H213ZM3 145V146H1ZM25 145V146H24ZM29 145V146H28ZM56 145V146H55ZM58 145V146H57ZM66 145V146H65ZM122 145V146H121ZM153 145V147H152ZM166 147H164V146ZM179 145V147H178ZM9 146V147H8ZM32 146V147H30ZM40 146V147H39ZM41 146H42V149H41ZM50 146V147H49ZM61 146V147H60ZM72 147V150L71 147ZM83 146V147H82ZM121 146V147H120ZM128 148H126V147ZM148 146V147H147ZM155 146V147H154ZM168 146H171L168 147ZM197 146V147H196ZM28 147V148H26ZM53 147V148H52ZM59 147L62 149H59ZM78 147V148H77ZM119 147V149H118ZM126 149H125V148ZM146 147V148H144ZM150 147V148H149ZM158 149H157V148ZM162 147V148H161ZM164 147V148H163ZM173 147V148H172ZM182 147V148H181ZM201 147V148H200ZM11 150H10V149ZM14 148V149H13ZM18 148V149H17ZM21 148V149H20ZM25 148V149H23ZM37 148V149H36ZM41 150H39V149ZM50 148V149H49ZM64 148V149H63ZM83 148V149H82ZM124 148V150H123ZM167 148L168 149V156L166 155L167 154ZM34 149V150H33ZM45 149V150H44ZM59 149V150H57ZM66 149V151H65ZM78 149V151H77ZM90 149V150H89ZM119 151H118V150ZM129 149V150H128ZM147 149V151L145 150ZM165 149V150H163ZM173 151H171V150ZM179 151H177V150ZM180 149V150H179ZM188 149V150H187ZM195 149V150H194ZM14 150V151H13ZM31 150V151H30ZM55 150V151H54ZM68 150V151H67ZM97 154H96V152ZM143 150L145 152H143ZM166 152L164 154V152ZM193 150V151H192ZM200 150V151H199ZM60 151V152H58ZM81 153H80V152ZM99 151V152H98ZM157 151V152H155ZM183 153H181V152ZM28 152V153H27ZM35 152V153H34ZM42 152V153H41ZM66 152V153H65ZM68 152L70 154H68ZM87 152H90V153H87ZM93 152V154H92ZM150 152V153H149ZM172 152V153H171ZM175 152V153H174ZM179 153L178 155L181 156L179 157L178 155L175 156L177 153ZM192 152V153H191ZM195 155H193L194 153ZM19 153V154H18ZM21 153V155H20ZM27 153V154H26ZM50 153V154H49ZM79 153L81 155H79ZM122 153V154H121ZM149 153V154H147ZM159 153V154H158ZM10 154V155H9ZM12 154V155H11ZM23 154V155H22ZM25 154V155H24ZM33 154V155H31ZM61 154V155H60ZM84 154V155H83ZM164 157H162V155ZM189 154V155H188ZM20 155V156H19ZM48 155V156H47ZM67 155V156H66ZM83 155V157H81ZM93 160V162H90L91 159H89V157ZM91 155V156H90ZM109 155V156H108ZM118 155V156H117ZM121 155V156H120ZM127 155V156H126ZM146 155V156H145ZM161 155V156H160ZM192 155V156H191ZM19 156V157H18ZM26 156V157H25ZM28 156V157H27ZM30 156V158H29ZM52 156H54V158H52ZM65 156V157H64ZM94 156V159L92 158ZM115 156V157H114ZM144 156V158H143ZM160 156V157H159ZM186 156V158H185ZM190 156V157H188ZM25 157V158H24ZM73 157V158H72ZM76 157V158H75ZM79 157V158H78ZM121 157V158H120ZM148 158V160L146 158ZM155 157V158H154ZM169 157V158H168ZM173 157V158H172ZM195 157V158H194ZM27 158V159H26ZM35 158V159H34ZM51 158V160H50ZM83 158V159H82ZM179 158V159H178ZM41 159V160H39ZM59 159V160H58ZM85 159V160H84ZM88 159V161H87ZM140 161H139V160ZM185 159V160H184ZM35 160V161H34ZM64 160V161H63ZM70 160V161H69ZM90 160V161H89ZM96 160V161H94ZM137 160V161H136ZM155 160V161H153ZM163 160V161H162ZM170 160V161H169ZM173 160V161H172ZM6 161V162H5ZM20 161V162H19ZM31 161V162H29ZM38 163H37V162ZM49 161V162H48ZM70 163L68 164V162ZM74 161V162H73ZM78 161V162H77ZM83 161V162H82ZM101 161V162H100ZM114 161V162H113ZM139 161V162H138ZM176 161V162H175ZM19 162V163H17ZM35 162V163H34ZM61 162V163H60ZM67 162V163H66ZM81 162V164H79ZM96 162V163H94ZM107 162V163H106ZM138 162V163H137ZM145 162V164H144ZM154 162V163H153ZM170 162V163H169ZM17 163V164H16ZM45 163V164H44ZM68 166V168L66 167V165ZM129 163V164H128ZM156 163V164H155ZM168 163V164H167ZM21 164V165H20ZM58 164V165H57ZM77 164V167L76 165ZM92 164V165H91ZM102 164V165H101ZM109 164V165H108ZM135 164V165H134ZM140 164V165H139ZM193 164V165H192ZM18 165V166H17ZM100 165V166H99ZM106 165V166H105ZM138 165V166H137ZM181 165V166H180ZM186 165V166H185ZM21 166V168L19 167ZM31 166V167H30ZM52 166V167H51ZM60 166V167H59ZM72 166V167H71ZM90 166V167H89ZM93 166H95L93 168ZM103 166V167H102ZM134 166V167H133ZM149 166V167H148ZM152 166V167H151ZM192 166V168H191ZM41 167V168H40ZM64 169H62V168ZM74 167V168H73ZM77 169H76V168ZM80 167V168H79ZM132 167V168H131ZM137 167V168H135ZM148 167V168H147ZM38 168V169H37ZM45 168H48V169H45ZM97 168V169H96ZM101 168V169H100ZM147 168V169H146ZM13 169V170H12ZM28 169V170H27ZM37 169V170H36ZM83 169V170H82ZM90 169V170H89ZM95 169V170H94ZM137 169V170H136ZM154 169V170H153ZM11 170V171H10ZM34 170V171H33ZM55 170V171H54ZM63 170V172H62ZM72 172H71V171ZM78 170V171H77ZM80 170V171H79ZM141 170V171H140ZM144 170V172H143ZM147 170V171H146ZM32 171V172H30ZM52 171V172H51ZM69 171V172H68ZM87 171V172H85ZM92 171V173L90 172ZM96 171V172H95ZM134 171V172H133ZM146 171V172H145ZM184 171V173H183ZM9 172V173H8ZM24 172V173H23ZM28 172V174H27ZM34 172V174H33ZM39 172V174L37 173ZM59 172V174H58ZM78 172V173H77ZM132 172V173H131ZM142 172L144 174H142ZM8 173V174H7ZM44 173V174H43ZM68 173V174H67ZM73 173V175L71 174ZM82 173V174H81ZM95 173V174H94ZM146 173V174H145ZM153 173V174H152ZM19 174V175H18ZM31 174V175H29ZM40 174H42L44 177L47 178V180H49L50 178V184L52 185V191H46V186L44 185V183H42L41 180H43V176ZM51 174V175H50ZM55 174V176H54ZM79 174V175H78ZM91 174V175H90ZM94 174V176H93ZM117 174V175H116ZM156 174V175H155ZM180 174V175H179ZM62 175V176H61ZM69 175L67 178L66 176ZM96 175V176H95ZM109 175H110V178H109ZM136 175V176H135ZM141 177H140V176ZM144 175V176H143ZM17 176V177H16ZM34 176V177H33ZM40 178H39V177ZM74 176V177H73ZM77 176L78 179H77ZM99 176V177H98ZM147 176V177H146ZM151 176V178H150ZM153 176V178H152ZM157 176V177H156ZM38 177V178H37ZM56 177V178H55ZM59 177V179H58ZM61 177L63 178L62 179V182L60 181ZM81 177V178H80ZM101 177V178H100ZM108 177V179H107ZM113 177H114V180H113ZM155 177V178H154ZM166 177V178H165ZM181 177V178H180ZM49 178V179H48ZM53 178V179H52ZM64 178H65V181H64ZM73 178V179H72ZM80 178V179H79ZM86 178V179H85ZM89 178V179H88ZM91 178V179H90ZM95 178V179H94ZM102 180H100V179ZM112 178V179H111ZM165 180L163 181L162 180ZM10 179V180H9ZM82 179V180H81ZM98 179V180H97ZM104 179V181H103ZM153 179V180H151ZM27 180V181H26ZM33 180V181H32ZM37 180V181H36ZM57 180V181H55ZM59 180V181H58ZM73 180V182L71 181ZM95 180H97V185ZM151 180L148 185V181ZM180 180V182H179ZM25 181L26 183L28 182V185L27 186H33V189H34V193L36 192V194H34L35 197L33 198H37L39 200V202H37L36 204L33 203V200L29 197V194H25L23 196L22 193H18V190L22 187L23 188H26V187H23L25 185ZM39 181V182H38ZM71 181V182H70ZM93 182V184H91ZM101 183H100V182ZM157 181V182H156ZM31 182V184H30ZM53 182V183H52ZM56 182V183H55ZM68 184H67V183ZM75 182V183H74ZM82 182V183H81ZM102 182L104 184H102ZM146 182V183H145ZM164 182V184H163ZM175 182V183H174ZM35 183V184H34ZM37 183V184H36ZM41 183V184H39ZM62 183V184H60ZM64 183V184H63ZM66 183V184H65ZM81 183V184H80ZM89 184L91 186V188L89 187V185H86V184ZM95 183V184H94ZM157 183V184H156ZM15 184V186H14ZM72 184V185H71ZM85 184V185H83ZM101 184V185H100ZM143 184V185H142ZM160 184V185H159ZM170 184V185H169ZM177 184V185H176ZM19 185V186H18ZM55 185V186H54ZM59 185V186H57ZM94 185V186H93ZM100 185V186H99ZM105 185V186H104ZM140 185V186H139ZM145 185V186H144ZM175 185V186H174ZM43 186V187H42ZM45 186V187H44ZM78 186V187H76ZM84 186V187H83ZM88 186V187H87ZM95 186H97L95 188ZM121 186V187H120ZM144 186V187H143ZM173 186V187H172ZM40 187V188H39ZM55 187V189L53 188ZM61 187V188H60ZM80 187V188H79ZM99 187V188H98ZM102 187V188H101ZM113 187V188H112ZM118 187V190H116V188ZM139 187V188H138ZM143 187V188H142ZM148 187V188H147ZM159 187V188H158ZM11 188V189H10ZM18 188V189H17ZM39 188V190H38ZM45 188V189H44ZM57 188V189H56ZM86 188V189H85ZM120 188H121V191H120ZM125 188V189H124ZM147 188V189H146ZM15 189V190H14ZM71 189V190H70ZM86 191H85V190ZM91 189H94L91 191ZM101 189V190H100ZM140 189V190H139ZM146 189V191H145ZM172 191H171V190ZM26 190V189H25ZM41 190V192H40ZM43 190V191H42ZM56 190V191H55ZM73 190V191H72ZM76 190V191H75ZM78 190V191H77ZM80 190V192H79ZM82 190V191H81ZM85 193H83L84 191ZM106 190V191H105ZM116 190V191H114ZM162 190V191H161ZM175 190V191H174ZM8 191L9 192V195H8ZM46 191V193H44ZM59 191L61 193H59ZM67 191V192H66ZM94 191V192H93ZM120 191V192H119ZM126 191V192H125ZM133 191H135L133 193ZM166 191V192H165ZM167 191H170V194L169 192ZM174 191V192H173ZM13 192V193H12ZM37 192H38V195H37ZM49 192V194H47ZM64 192V193H63ZM66 192V193H65ZM82 192V193H81ZM87 192H88V195H87ZM91 192V194H90ZM106 192L110 193V192H113V193H110L113 197H111L110 194H106ZM116 192V193H115ZM123 192V193H122ZM158 192V193H157ZM177 192V193H176ZM179 192V193H178ZM41 193H44V194H41ZM53 193L55 196H53ZM120 193V194H118ZM122 193V194H121ZM125 193V194H124ZM140 193V194H139ZM156 193V194H155ZM160 193V194H159ZM172 193V194H171ZM3 194V195H2ZM11 194V195H10ZM57 194V195H56ZM68 194V195H67ZM81 194L83 196H81ZM85 194V195H84ZM90 194V195H89ZM94 194V195H93ZM96 194V195H95ZM149 194V195H148ZM152 194V195H151ZM168 194V195H167ZM181 196H180V195ZM49 195V196H48ZM63 195H66V196H63ZM73 195V196H72ZM104 195V196H102ZM118 195V196H117ZM121 195V196H120ZM130 195V196H129ZM136 195V196H134ZM143 195V196H142ZM155 195V196H154ZM174 195V196H173ZM179 195V196H178ZM21 196V197H20ZM44 196V197H43ZM46 196V197H45ZM53 196V198H52ZM101 196V197H100ZM139 196H141L142 198H139ZM151 196V197H150ZM161 198H160V197ZM169 196H170V199H169ZM7 197V198H6ZM40 197V198H39ZM51 199H50V198ZM79 197V198H78ZM87 197V198H86ZM89 197V198H88ZM91 197V198H90ZM99 197V198H98ZM106 197V198H105ZM108 197V199H107ZM119 197V198H118ZM125 199H124V198ZM150 197L152 199H146V198ZM165 197H168L167 199ZM175 197V198H174ZM178 197V198H177ZM180 197V198H179ZM22 198V199H21ZM26 198V200H24ZM49 198V199H48ZM56 198V199H57ZM76 198V199H75ZM83 198V199H82ZM102 198V200H101ZM122 198V199H121ZM127 198V199H126ZM130 198V199H129ZM156 198L159 200H156ZM160 198V199H159ZM174 198V200H173ZM6 199V200H5ZM53 199V200H52ZM62 199V200H61ZM79 199V200H77ZM88 199V200H87ZM97 199V200H96ZM99 199V200H98ZM106 199V200H105ZM116 199V200H115ZM133 199H137L136 201H132ZM142 199V200H141ZM162 199V200H161ZM180 199V200H179ZM2 200V201H1ZM51 200V201H50ZM91 200V201H90ZM92 200L94 202H92ZM124 200V201H122ZM141 200V201H140ZM147 200V201H146ZM155 200V201H154ZM161 200V201H160ZM164 200V201H163ZM167 200V201H166ZM183 200V201H182ZM5 201V202H4ZM20 201V202H19ZM27 201V202H26ZM84 201V202H83ZM88 201H90L92 204V208L91 209V206L89 207V203H87ZM99 201V202H98ZM100 201H104V203H100ZM107 201V202H106ZM119 203L116 204L115 203ZM122 202H126V203H121ZM139 201V202H137ZM144 205H143V203ZM153 201H154V204H153ZM163 201V203H162ZM174 201V202H173ZM177 201V202H176ZM179 201V202H178ZM181 201V202H180ZM10 202V203H9ZM25 202V204H24ZM46 202V203H45ZM114 202V203H113ZM136 202L137 204H134ZM147 204H146V203ZM151 202V203H150ZM157 202V203H156ZM159 202V203H158ZM170 202V203H168ZM32 205H31V204ZM43 203V204H42ZM47 203L49 205H47ZM51 203V204H50ZM86 205H85V204ZM98 203V204H97ZM106 203H110V207L109 205H107ZM112 203V204H111ZM129 203V207L128 205L125 206V204H128ZM131 203H133L135 205V207H133L134 205H132ZM140 203V204H138ZM148 203H150L148 205ZM167 203L168 206H166L165 204ZM4 204V205H3ZM95 204V205H93ZM100 204V205H99ZM101 204L104 205L103 206V209L101 207ZM116 204V205H115ZM145 204L147 206H145ZM158 204V205H157ZM162 207H161V205ZM170 204V205H169ZM1 205L3 207H1ZM7 205V206H5ZM9 205V206H8ZM35 205V206H33ZM43 205V206H42ZM97 205V206H96ZM114 205V206H113ZM117 205H118V208H117ZM120 205V206H119ZM124 205V206H123ZM132 205V206H131ZM138 205V206H136ZM143 205V206H142ZM154 205V206H153ZM23 206V208H22ZM38 206V207H37ZM46 206V208L44 209V207ZM107 206V208H106ZM177 206V207H176ZM11 210H10V208ZM18 207V208H17ZM20 207V208H19ZM25 207V208H24ZM32 207V208H31ZM40 207V208H39ZM44 210H42L41 209ZM48 207V208H47ZM86 207V209L84 208ZM108 207L109 209L113 208V210H108ZM120 207V208H119ZM124 207V208H123ZM128 207V208H127ZM133 207V208H132ZM137 207V208H136ZM144 207V209H143ZM148 210H147V208ZM154 207V208H153ZM159 207V208H158ZM174 207V208H172ZM34 208V209H33ZM38 208V209H37ZM106 208V210H105ZM116 208V209H115ZM123 208V210H122ZM131 208V209H130ZM137 211H136V209ZM140 208V209H139ZM155 210H153V209ZM156 208V209H155ZM165 208L167 209V211L170 213H166L167 211H165ZM20 209V210H19ZM24 209V210H23ZM27 209V210H26ZM87 209H91L90 211L87 210ZM105 210V211H101V210ZM143 209V210H142ZM162 209V210H160ZM164 209V210H163ZM174 209V210H173ZM37 214H35L33 211ZM36 210V211H35ZM40 210V211H39ZM50 210V211H49ZM128 210V212H127ZM133 210V211H132ZM146 210L144 213L143 211ZM150 210H151V213H150ZM171 210V211H170ZM177 210V211H176ZM32 211V212H31ZM95 211L97 212L95 213ZM100 211V212H99ZM114 214L111 215V213ZM118 211V212H117ZM120 211V212H119ZM123 211V213H121ZM132 211V212H131ZM159 213H157V212ZM162 211V212H160ZM164 211V212H163ZM172 211H176L175 215H172L171 212ZM191 211V209H190ZM193 211V209H192ZM191 211V212H192ZM4 212V214L2 213ZM38 212V213H37ZM41 212V213H40ZM48 212V213H47ZM93 212V213H92ZM103 212V213H102ZM117 212V213H116ZM141 212V213H140ZM179 212V213H178ZM30 213V214H29ZM44 213V215H43ZM106 213V215H104ZM110 213V214H108ZM120 213V214H119ZM127 213V214H126ZM131 213V215H130ZM147 213V214H145ZM149 213V214H148ZM157 213V215H156ZM173 213V212H172ZM184 216H188V222L191 221L192 217L189 218V215H185V210L182 212ZM123 214V215H122ZM137 214V215H136ZM143 214V215H140ZM158 214H160V217L163 216V218H159ZM168 214V215H167ZM178 216H177V215ZM30 215V216H29ZM34 215V216H32ZM43 215V216H42ZM47 215V217H46ZM50 215V217H49ZM54 215V216H53ZM95 215V216H96ZM121 215V216H120ZM129 215V216H128ZM156 215V216H154ZM32 216V217H31ZM36 216H39L36 217ZM109 218H108V217ZM120 216V217H119ZM124 216V218H122ZM140 216V217H139ZM150 216V217H149ZM153 216V218H152ZM176 216V217H175ZM181 216V217H180ZM191 216V215H190ZM52 217V218H51ZM113 217V218H111ZM125 217L127 220H125ZM131 219L129 220L128 218ZM137 217V218H136ZM143 217V218H141ZM148 217V218H147ZM155 217V219H154ZM37 218V219H36ZM44 218V219H43ZM50 218V219H49ZM116 218V219H115ZM119 218V220H118ZM122 218V220H121ZM133 218V220H132ZM146 221H145V219ZM152 220H149L151 219ZM159 218V219H158ZM166 218V220H165ZM39 219V220H38ZM42 219V220H41ZM109 221V220H111ZM135 219H137L135 221ZM148 219V220H147ZM161 219V220H160ZM190 219V221H189ZM33 220V221H32ZM50 220V221H49ZM100 220V218H99ZM116 220V221H115ZM125 220V222H124ZM129 220V221H128ZM132 220V221H131ZM140 220H142V223ZM39 221V222H38ZM42 221V222H41ZM44 221V223H43ZM52 221V222H51ZM120 221V222H119ZM131 224V222H133ZM163 221V222H164ZM33 222V223H32ZM102 222V221H101ZM30 223V224H29ZM41 223L42 226H38L39 224ZM46 223V224H45ZM119 223V224H116ZM126 223V224H125ZM138 226H137V224ZM142 223V224H141ZM32 224V225H31ZM36 226H35V225ZM59 224V225H58ZM115 224V225H114ZM131 224V225H130ZM201 224V223H200ZM199 224V226H200ZM34 225V226H33ZM50 225V226H49ZM57 225H58V228H57ZM114 225V226H113ZM45 226H46V229H45ZM55 226V227H54ZM125 226V227H126ZM190 226V224L188 225V227ZM49 227V228H48ZM188 227H186L188 229ZM55 228V229H54ZM185 228V230H186ZM191 230H190V227H189V231L191 233V235H198L197 233L201 231L202 227H197V230L195 229L196 227H192L191 226ZM194 228V230H193ZM199 228V229H198ZM48 229V230H47ZM50 229V230H49ZM54 229V230H53ZM53 232V233H51ZM56 235H55V233ZM192 232L195 234H192ZM50 234V235H49ZM200 234V233H199ZM55 235V236H54ZM54 236V237H53ZM45 237V238H44ZM54 239H53V238ZM52 238V239H51ZM48 239V240H46ZM51 240V241H50ZM55 240V241H54ZM68 241V242H67ZM66 241V245L68 246V250L70 252L73 251V243H71V239L68 238ZM56 243V244H55ZM48 244V246L46 245ZM70 244V245H69ZM53 246V249L51 248ZM72 245V246H71ZM70 246V247H69ZM48 248V249H47ZM57 248V247H56ZM51 252V253H50ZM49 253V254H48ZM52 256V258H51ZM63 258V259H62ZM67 259V260H66ZM47 260V262H48ZM50 260V261H51ZM141 261V259H139ZM59 261V262H58ZM58 262V263H57ZM49 263V262H48ZM46 263V264H48ZM139 264V263H138Z\"/></svg>", "mask_w": 264, "mask_h": 264}, {"label": "bare ground", "instance_id": "bare-ground-1", "mask_svg": "<svg viewBox=\"0 0 264 264\" xmlns=\"http://www.w3.org/2000/svg\"><path fill=\"white\" fill-rule=\"evenodd\" d=\"M6 1V0H5ZM4 1V2H5ZM19 1V0H18ZM78 1V0H77ZM86 1V0H85ZM95 1V0H94ZM101 2L102 0H98V2ZM107 1V0H106ZM113 2H114V0H112ZM133 1V0H132ZM174 1V0H173ZM182 2L184 1L185 2V0H181ZM189 1V0H188ZM195 1V0H194ZM206 0H204V2H205ZM214 1V0H213ZM239 1V0H238ZM247 1V0H246ZM246 1H244V0H240V7H242L241 5H244L245 4V2ZM8 2H10V1H8ZM14 2V1H13ZM28 2V1H27ZM70 2V1H69ZM73 2V1H72ZM83 2H84V0H83ZM87 2V1H86ZM89 2V1H88ZM91 2V1H90ZM116 2H118V1H116ZM130 2V1H129ZM172 2V1H171ZM197 2H198V0H197ZM216 2H218V1H216ZM223 2H224V0L222 1V2H220V3H222L223 4ZM229 1L227 0V2H226V4L228 3ZM10 3H12V2H10ZM16 3V0H15V2H14V4ZM80 3V2H79ZM82 3V2H81ZM97 3V1H95V5H100V4H96ZM102 3V2H101ZM103 3H105V1L103 2ZM106 3H108V2H106ZM111 4H112V2H110ZM133 3V2H132ZM160 3V2H159ZM161 3H163V2H161ZM166 3V2H165ZM187 3V2H186ZM191 3V2H190ZM189 3V4H190ZM194 3H196V2H194ZM202 3H203V1H202ZM213 3V2H212ZM215 3V2H214ZM219 3V4H220ZM231 3V2H230ZM0 4H1V2H0ZM8 4V3H7ZM17 4V3H16ZM72 4V3H71ZM87 4V3H86ZM111 4H109V5H111ZM115 4V3H114ZM122 4V3H121ZM131 4V3H130ZM130 4H128V5H130ZM155 4H157V3H155ZM167 4V3H166ZM165 4V5H166ZM170 4H172V3H170ZM182 4V3H181ZM188 4V3H187ZM199 4V3H198ZM209 4H210V2L208 3V6H209ZM236 4V3H235ZM235 4H234V6H235ZM247 4H248V2H247ZM3 5V4H2ZM30 5V4H29ZM32 5V4H31ZM74 5V4H73ZM94 5V4H93ZM120 5V4H119ZM133 5H135L134 3L132 4V6ZM173 5V4H172ZM191 5L192 6H194L193 5V3H191ZM207 4H206V2H205V6H206ZM217 5V4H216ZM229 5H231V4H229ZM237 5H238V3H237ZM236 5V6H237ZM15 6H17V5H15ZM19 6V5H18ZM79 6V5H78ZM82 6V5H81ZM104 6L106 7V4H104ZM108 6V5H107ZM168 6H170V5H168ZM186 6H188V5H186ZM196 6V5H195ZM204 6V5H203ZM202 6V7H203ZM211 6H213V4L211 5ZM211 6H210V8H211ZM235 6V7H236ZM249 6V10H248V12H247V16L246 17H243L241 20H236V21H234L236 24H235V26H238L239 27V30L238 29H236V35H234V36H232L231 34H229L228 36H227V33H225L224 34V47L226 48V50H224L223 49V55L221 56L222 57V59L224 58V59H227V60H230L231 61V63H233V66H234V69L232 70V71H230L229 69L230 68H233V67H230L229 65H232V64H229L228 65V70L230 71V72H228V74L225 76V78L227 77L228 79H227V81L229 80V81H232L233 82V80H239L241 83H243L244 81H245V84H249L250 82H255L254 84H256L257 82H263V85H264V0H252L251 2H250V4L248 5ZM8 7V6H7ZM27 7V6H26ZM89 7H91L90 5H89ZM93 7V6H92ZM89 8V9H93V8ZM98 7V6H97ZM103 7V6H102ZM113 7H117L116 6V4H115V6H113ZM127 7V6H126ZM130 7V6H129ZM161 7V6H160ZM191 7V6H190ZM216 7V6H215ZM217 7H221V6H217ZM224 7V6H223ZM222 7V8H223ZM229 7V6H228ZM232 7V6H231ZM246 7V6H245ZM28 8H29V6H28ZM100 8V7H99ZM99 8H98V10H99ZM119 8V7H118ZM123 8V7H122ZM125 8V7H124ZM123 8V9H124ZM176 8V7H175ZM187 8V7H186ZM185 8V9H186ZM201 8V7H200ZM205 8V7H204ZM209 8V7H208ZM226 8V7H225ZM237 8H239V7H236V11H237ZM243 8V7H242ZM7 9V8H6ZM82 9V8H81ZM80 9V10H81ZM88 9V10H89ZM96 9V8H95ZM105 9V8H104ZM103 9V10H104ZM107 9H109L108 7H107ZM122 9V10H123ZM129 9V8H128ZM132 9V8H131ZM133 9H135V8H133ZM180 10H181V8H179ZM188 9V8H187ZM192 9H194V8H192ZM197 9V8H196ZM216 9V8H215ZM229 9V8H228ZM232 9V8H231ZM234 9V8H233ZM232 9V10H233ZM3 10H5V8L3 9ZM11 10V9H10ZM23 10V9H22ZM25 10V9H24ZM27 10V9H26ZM75 10H77L76 8H75ZM80 10H78V12L80 11ZM94 10V9H93ZM93 10H91V11H93ZM111 10H113V8L111 9ZM116 10H117V8H116ZM119 11H120V9H118ZM127 10V9H126ZM139 10V9H138ZM166 10V9H165ZM168 10H169V8H168ZM167 10V11H168ZM199 10H201V9H199ZM203 10H205V9H203ZM202 10V11H203ZM209 11H211V9H208ZM218 10V9H217ZM226 10V9H225ZM235 10V9H234ZM242 10V9H241ZM240 10V11H241ZM244 10H246V9H243V11ZM6 11V10H5ZM56 11V10H55ZM74 11V10H73ZM102 11V10H101ZM114 11V10H113ZM112 11V12H113ZM133 11H135V10H133ZM136 11H137V9H136ZM135 11V12H136ZM172 11V10H171ZM175 11V10H174ZM186 11V10H185ZM189 12H187V13H190V10H188ZM198 11V10H197ZM208 11V12H209ZM220 11H222L221 10V8H220ZM74 12H76V11H74ZM95 12V11H94ZM99 12V11H98ZM104 12V11H103ZM124 12V11H123ZM140 12V11H139ZM138 12V13H139ZM149 12V11H148ZM151 12V11H150ZM164 12V11H163ZM182 12V11H181ZM224 12V11H223ZM226 13L228 12L227 10L225 11ZM233 12V11H232ZM235 12V11H234ZM238 12V11H237ZM245 12V11H244ZM2 13V12H1ZM7 13L9 14L10 12L9 11H7ZM91 13V12H90ZM89 13V11H87V14L89 15L90 14ZM100 13V12H99ZM98 13V14H99ZM124 13H129L128 11L127 12H124ZM166 13V12H165ZM186 13V14H187ZM193 13V12H192ZM200 13V12H199ZM203 13H205L204 11H203ZM211 13V12H210ZM213 13V12H212ZM216 13V12H215ZM231 13V12H230ZM229 13V14H230ZM241 13H243L242 11H241ZM4 14V13H3ZM29 14V13H28ZM86 14V13H85ZM101 14L102 13H100V16L99 17H101ZM105 14V13H104ZM113 14H115V13H113ZM131 14H132V12H131ZM137 14V13H136ZM141 14V13H140ZM144 14V13H143ZM173 14H175V13H173ZM173 14L171 15V16H173ZM178 14V13H177ZM177 14H176V16H177ZM180 14H182V13H180ZM179 14V15H180ZM201 14H202V12H201ZM208 14V13H207ZM225 14V13H224ZM224 14H222V16L224 15ZM231 14H233V13H231ZM10 15V14H9ZM8 15V16H9ZM53 15V14H52ZM55 15H57L56 14V12H55ZM83 15V14H82ZM92 15V14H91ZM90 15V16H91ZM105 15H107V14H105ZM111 15V14H110ZM123 15V14H122ZM128 15V14H127ZM139 15V14H138ZM142 15V14H141ZM182 15H184V14H182ZM204 15H206V13L204 14ZM214 15V14H213ZM227 15L228 14H226V18H227ZM238 15V14H237ZM237 15H235V16H237ZM240 15V14H239ZM258 15H260V17L258 16ZM8 16H6V17H8ZM61 16V15H60ZM66 16V15H65ZM70 16V15H69ZM69 16H66V17H69ZM90 16L88 17V19L90 18ZM95 16V15H94ZM98 16V15H97ZM96 16V17H97ZM115 16V15H114ZM113 16V17H114ZM167 16V15H166ZM184 16H186V15H184ZM189 16L190 15H188V18H189ZM191 16H193V15H191ZM201 16V15H200ZM209 16H210V14H209ZM214 16H216V15H214ZM232 16V15H231ZM234 16V17H235ZM241 16H243V15H241ZM259 18H258V17ZM12 17V16H11ZM52 17V16H51ZM57 17H58V15H57ZM63 17V16H62ZM71 18L72 17H74V14L72 15V16H70ZM69 17V18H70ZM86 17V16H85ZM84 17V15H83V17L82 18H85ZM102 17H105L104 15H102ZM107 17V16H106ZM110 17H112V16H110ZM164 17V16H163ZM180 17V16H179ZM206 17V16H205ZM217 17V16H216ZM221 17V16H220ZM31 18V17H30ZM35 18V17H34ZM68 18V19H69ZM79 18V17H78ZM136 18H137V16H136ZM146 18V17H145ZM168 18H170V17H168ZM177 18V17H176ZM176 18H175V20H176ZM182 18V17H181ZM180 18V19H181ZM187 18V17H186ZM186 18H184V19H186ZM197 18V17H196ZM223 18V17H222ZM225 18V17H224ZM225 18V19H226ZM232 18V17H231ZM230 18V19H231ZM258 18V19H257ZM4 19V18H3ZM8 19V18H7ZM32 19H33V17H32ZM67 19V18H66ZM65 19V20H66ZM75 19H76V17H75ZM80 19V18H79ZM86 19V18H85ZM85 19H84V21H85ZM91 19H92V17H91ZM91 19H89V22H92V21H90ZM101 19V18H100ZM103 19V18H102ZM108 19V18H107ZM111 19V18H110ZM109 19V20H110ZM115 19V18H114ZM113 19V20H114ZM120 19V18H119ZM118 19V20H119ZM127 19V18H126ZM144 19V18H143ZM161 18H159V20H160ZM163 19H165V18H163ZM179 19V20H180ZM183 19V20H184ZM202 19V18H201ZM201 19H200V21H201ZM205 19V18H204ZM210 19V18H209ZM213 19V18H212ZM218 19V18H217ZM224 19V20H225ZM232 19H236V18H232ZM237 19H238V17H237ZM53 20V19H52ZM54 20H55V18H54ZM59 20V19H58ZM62 20V19H61ZM64 19H63V21H65ZM76 20H78V19H76ZM93 20V19H92ZM104 21L106 20L105 18L103 19ZM108 20V21H109ZM116 20V19H115ZM130 20H131V18H130ZM137 20V19H136ZM155 20H157V19H155ZM158 20V21H159ZM169 20H171V19H169ZM173 21H174V18L172 19ZM178 20V19H177ZM187 20V19H186ZM190 20V19H189ZM10 21H11V19H10ZM30 21V20H29ZM67 21V20H66ZM68 21H71L72 22V20H68ZM67 21V22H68ZM80 21V20H79ZM88 21V20H87ZM94 21V20H93ZM111 21V20H110ZM140 21V20H139ZM167 21V20H166ZM195 21H197V19L195 20ZM203 21V20H202ZM211 21V20H210ZM227 21H228V19H227ZM226 21V22H227ZM33 22V21H32ZM36 21H34V23H35ZM39 22V21H38ZM59 23L61 22L60 20L58 21ZM57 22V23H58ZM114 22V21H113ZM123 22V21H122ZM147 22V21H146ZM146 22H144V23H146ZM157 22V21H156ZM155 22V23H156ZM170 22V21H169ZM168 22V23H169ZM176 22V21H175ZM181 22H183L182 21V19H181ZM184 22H185V20H184ZM189 22V21H188ZM191 22V21H190ZM189 22V23H190ZM212 22H213V20H212ZM215 22V21H214ZM225 22V21H224ZM232 22H233V20H232ZM248 22H249V24L250 23H252V24H250L251 26L253 25V26H255V28H254V33L257 35L256 37L257 38H255V40H254V34L252 33V31L250 32V34L251 35H253V36H251V37H253V40H251L250 38L248 39V40H245V41H243L242 39H245L244 37H246V36H250V34L248 33L247 34V30L249 29H246V26L245 27H243L244 26V24L245 23H247V25H248ZM256 22V23H255ZM30 23V22H29ZM58 23V24H59ZM68 23H70V22H68ZM67 23V24H68ZM73 23H74V20H73ZM77 23H78V21H77ZM80 23H83V22H80ZM101 23V22H100ZM105 23H106V21H105ZM111 23V22H110ZM110 23H108V24H110ZM127 23V22H126ZM140 23V22H139ZM141 23H142V20H141ZM140 23V24H141ZM159 23H162L161 21H159ZM177 23V22H176ZM175 23V24H176ZM197 23H198V21H197ZM199 23H201V22H199ZM198 23V24H199ZM230 23H231V21H230ZM230 23H226V24H230ZM254 23H255V25H254ZM10 24V23H9ZM85 24V23H84ZM86 24H88V22L86 23ZM97 24H98V22H97ZM104 23L102 22V25H103ZM167 24V23H166ZM165 24V25H166ZM178 24V23H177ZM194 24V23H193ZM195 24H196V22H195ZM194 24V25H195ZM203 24H206V23H202V25ZM208 24H210V23H208ZM214 24V23H213ZM218 24V23H217ZM220 24V23H219ZM222 24H224L225 25V23H222ZM1 25V24H0ZM28 25H30V24H28ZM36 25H37V23H36ZM39 25H41V24H39ZM42 25H43V22H42ZM46 25V24H45ZM64 25V24H63ZM78 25V24H77ZM101 25V26H102ZM138 25V24H137ZM155 25V24H154ZM157 25V24H156ZM155 25V26H156ZM161 25V24H160ZM164 25V24H163ZM163 25H161V26H163ZM181 25H182V23H181ZM186 25V24H185ZM192 25V24H191ZM200 25V24H199ZM212 25V24H211ZM211 25H209V26H211ZM231 26H232V24H230ZM229 25V26H230ZM246 25V24H245ZM48 26H49V24H48ZM55 26V25H54ZM58 26V25H57ZM73 26H75V24L73 25ZM72 26V27H73ZM85 27V25H82V27ZM88 26V25H87ZM97 26V25H96ZM95 26V27H96ZM106 26V25H105ZM145 26V25H144ZM155 26H154V28H155ZM169 26V25H168ZM180 26V25H179ZM178 26V27H179ZM183 26V25H182ZM187 26V25H186ZM186 26H185V28H186ZM188 26H190V25H188ZM196 26V25H195ZM204 26V25H203ZM208 26V25H207ZM229 26H226L225 25V27H229ZM10 27H12V25L10 26ZM45 27V26H44ZM65 27V26H64ZM70 27V26H69ZM76 27V26H75ZM142 27H143V25H142ZM141 27V28H142ZM173 27H174V25H173ZM177 27V26H176ZM184 27V26H183ZM200 27V26H199ZM198 27V28H199ZM206 27V26H205ZM212 27H214V26H212ZM211 27V28H212ZM215 27H216V25H215ZM214 27V28H215ZM217 27H219L220 29H221V27L222 26H219V25H217ZM225 27H223V28H225ZM247 27H249V26H247ZM13 28H15V27H13ZM37 28V27H36ZM45 28H47V27H45ZM79 28H81V27H79ZM161 28V27H160ZM164 28H165V26H164ZM167 28V27H166ZM169 28V27H168ZM198 28H197V30H198ZM202 28H204V27H202ZM230 28V27H229ZM232 28V27H231ZM237 28V27H236ZM252 28V27H251ZM10 29V28H9ZM28 29H30L29 28V26H28ZM44 29V28H43ZM50 29V28H49ZM54 29V28H53ZM61 29V28H60ZM156 29V28H155ZM170 29V28H169ZM175 29V28H174ZM176 29H180V28H176ZM183 29V28H182ZM205 29V28H204ZM209 29V28H208ZM216 29V28H215ZM227 29V28H226ZM26 30H27V27H26ZM35 30V29H34ZM41 30V29H40ZM51 30V29H50ZM54 30H57L56 28L54 29ZM67 30V29H66ZM131 30V29H130ZM139 30H141L140 28H139ZM154 30V29H153ZM156 30H158V29H156ZM155 30V31H156ZM161 30H163V29H161ZM167 30V29H166ZM166 30H164V31H166ZM209 30H211V29H209ZM222 31H223V29H221ZM229 30V29H228ZM234 30H235V28H234ZM251 30H253V28L251 29ZM1 31V30H0ZM10 31H12V30H10ZM31 31V30H30ZM37 31V30H36ZM62 31V30H61ZM70 31V30H69ZM83 31V30H82ZM158 31H160V29L158 30ZM171 31V30H170ZM177 32L179 31V30H176ZM181 31V30H180ZM183 31V30H182ZM202 31V30H201ZM205 31V30H204ZM216 31V30H215ZM225 31H227V30H224V32ZM8 32H9V30H8ZM7 32V34H9L10 35V33H8ZM13 32V31H12ZM27 32V31H26ZM29 32V31H28ZM51 32V31H50ZM63 32H64V30H63ZM153 32V31H152ZM211 32V31H210ZM217 32H219L218 31V29H217ZM248 32H249V30H248ZM25 33V32H24ZM73 33V32H72ZM77 33V32H76ZM75 33V34H76ZM109 33V32H108ZM140 33V32H139ZM160 33V32H159ZM165 33V32H164ZM164 33H160V34H164ZM179 33V32H178ZM181 33V32H180ZM184 33V32H183ZM208 33V32H207ZM214 33V32H213ZM216 33V32H215ZM220 33H222L221 31H220ZM4 34V33H3ZM30 34V33H29ZM44 34V33H43ZM47 34V33H46ZM70 34V33H69ZM79 34H80V32H79ZM78 34V35H79ZM132 34H133V32H132ZM157 34V33H156ZM166 34V33H165ZM182 34V33H181ZM180 34V35H181ZM211 33H209V35H210ZM20 35V34H19ZM18 35V36H19ZM35 35H37V34H35ZM34 35V36H35ZM49 36H50V34H48ZM65 36H66V34H64ZM71 35V34H70ZM106 35V34H105ZM112 35V34H111ZM158 35V34H157ZM173 35H175V34H173ZM177 35V34H176ZM205 35H206V33H205ZM208 35V34H207ZM219 35V34H218ZM219 35V36H220ZM17 36V35H16ZM26 36V35H25ZM33 36V35H32ZM39 36V35H38ZM44 36V35H43ZM60 36V35H59ZM64 36V37H65ZM91 36V35H90ZM98 36V35H97ZM108 36V35H107ZM125 36V35H124ZM161 36H163V35H161ZM160 35L159 36H157V37H161ZM178 36V35H177ZM218 36V37H219ZM220 36V37H221ZM248 36V37H249ZM53 37V36H52ZM72 37V36H71ZM84 37V36H83ZM153 37H154V35H153ZM156 37V36H155ZM163 37H165V36H163ZM173 37V36H172ZM172 37H171V40H173L174 39V37H173V39H172ZM181 37V36H180ZM214 37V36H213ZM217 37V38H218ZM1 38H3V37H1ZM24 38V37H23ZM22 38V39H23ZM25 38H27V37H25ZM29 38V37H28ZM35 38V37H34ZM41 38V37H40ZM68 38V37H67ZM80 38H81V36H80ZM93 38V37H92ZM98 38V37H97ZM116 38V37H115ZM121 38H123V37H121ZM127 38V37H126ZM166 38H167V36H166ZM178 38V37H177ZM181 38H183V37H181ZM212 38V37H211ZM216 38V39H217ZM5 39V38H4ZM13 40H14V38H12ZM19 39H20V37H19ZM21 39V40H22ZM38 39V38H37ZM43 39V38H42ZM45 39H46V36H45ZM44 39V40H45ZM48 39V38H47ZM53 39V38H52ZM70 39V38H69ZM72 39H74V37L72 38ZM79 39V38H78ZM82 39V38H81ZM91 39V38H90ZM101 39H102V37H101ZM109 39V38H108ZM108 39H106V40H108ZM111 39V38H110ZM117 40L116 41H118L119 42V40H118V38H116ZM125 38H123V40H124ZM134 39V38H133ZM136 39V38H135ZM156 39V38H155ZM162 39H164V38H162ZM175 39H176V37H175ZM206 39H207V37H206ZM12 40V41H13ZM24 40V39H23ZM30 40V39H29ZM35 40V39H34ZM100 40V39H99ZM126 40V39H125ZM147 40V39H146ZM151 40H154V39H152L151 38ZM160 40H161V38H160ZM159 40V41H160ZM199 41H200V39H198ZM197 40V41H198ZM203 40H204V38H203ZM209 40H210V38H209ZM222 40V39H221ZM47 41V40H46ZM55 41V40H54ZM53 41V42H54ZM65 41H67V40H65ZM86 41H89V40H87L86 39ZM85 41V42H86ZM95 41V40H94ZM102 41V40H101ZM104 41V40H103ZM109 41V40H108ZM111 41H113V39L111 40ZM115 41V42H116ZM121 42H123L122 40H120ZM129 41V40H128ZM131 41V40H130ZM158 41V40H157ZM163 41H165V40H163ZM166 41H167V39H166ZM175 41V40H174ZM173 41V42H174ZM212 41H213V39H212ZM219 41H220V39H219ZM10 42H11V40H10ZM20 42V41H19ZM24 42V41H23ZM31 42H33L34 43V41H31ZM39 42V41H38ZM37 42V43H38ZM41 42V41H40ZM62 42H64L63 41V39H62ZM80 42V41H79ZM85 42H83V43H85ZM114 42V41H113ZM113 42H111L110 43V41L109 42H102L100 45H99V47L97 46V45H94V47L95 46H97V48L98 49H96V50H93V51H87L86 50V52H84L81 56L78 54V56H80V58H78V57H76L74 54H72L73 56H71L70 58L68 57V59H67V62L64 64L65 65V67L64 66H62L61 64H62V62H60V65L62 66V67H64V70H65V72L66 73H68V72H70L74 67H77V66H80L81 68H82V65L85 63L84 61H90V62H94V60H98V62H99V59L102 57V55H101V52H103V53H105V51H107V53H109L108 52V50H110V55H111V49H112V47L116 44V43H114V45H113ZM172 42V41H171ZM172 42V43H173ZM183 42V41H182ZM204 42V41H203ZM205 42H207V40L205 41ZM209 42V41H208ZM9 43V42H8ZM14 44H15V42H13ZM21 43V42H20ZM37 43H35V44H37ZM47 43V42H46ZM69 43H70V41H69ZM77 43V42H76ZM91 43V42H90ZM95 43H96V41H95ZM98 43V42H97ZM127 43V42H126ZM151 43V42H150ZM149 43V44H150ZM161 43H163V42H161ZM170 43V42H169ZM191 43H192V41H191ZM200 43V42H199ZM210 43V42H209ZM4 44V43H3ZM40 44H42V43H40ZM39 44V45H40ZM49 44V43H48ZM59 44H60V41H59ZM72 43H70V45H71ZM120 43H117L116 45H119ZM122 44V43H121ZM124 44H125V41H124ZM131 44V43H130ZM133 44H134V42H133ZM136 44V43H135ZM144 44V43H143ZM147 44H148V42H147ZM153 44H155V42L153 43L152 42V46H153ZM156 44H157V42H156ZM159 44H160V42H159ZM158 44V45H159ZM202 44V42L200 43V45ZM204 44V43H203ZM215 44V43H214ZM214 44H212V45H214ZM220 44H221V42H220ZM12 45V44H11ZM21 45V44H20ZM61 45V44H60ZM59 45V46H60ZM63 45V44H62ZM67 45V44H66ZM74 45V44H73ZM76 45V44H75ZM82 45V44H81ZM88 45V44H87ZM146 45V44H145ZM144 45V46H145ZM166 45V44H165ZM173 45V44H172ZM178 46H179V44H177ZM197 45V44H196ZM199 45V46H200ZM206 45V44H205ZM210 45V44H209ZM217 45H219V44H217ZM216 45V46H217ZM222 45V44H221ZM14 46H16V45H14ZM25 46V45H24ZM51 46V45H50ZM57 46V45H56ZM55 45H54V47H56ZM64 46V45H63ZM77 46H78V44H77ZM80 46V45H79ZM89 46H91V44L89 45ZM126 46V45H125ZM136 46H138V45H135V48H136ZM149 46H151V44L149 45ZM148 46V48H150V49H156V51L155 52H159L160 50L159 49H161V48H159L158 49V47L157 48H151V47H149ZM164 46V45H163ZM170 46V45H169ZM177 46V47H178ZM215 46V47H216ZM19 47V46H18ZM18 47H16V48H18ZM27 47V46H26ZM30 47V46H29ZM32 47H33V45H32ZM37 47H39L38 45H37ZM44 48L45 46H41V48ZM71 47V49H72V47H74V46H70ZM76 47V46H75ZM84 47H86V45H84ZM93 47V48H94ZM116 48H117V46H115ZM127 47V46H126ZM130 47V45L127 47V48H129ZM134 47V46H133ZM140 47V46H139ZM160 47H162V45L160 44ZM173 48H174V46H172ZM171 47V48H172ZM185 47V46H184ZM206 47H208V46H206ZM219 47V46H218ZM217 47V49H215V50H217L218 51V48ZM221 47V46H220ZM13 48V47H12ZM25 48V47H24ZM42 48V49H43ZM58 48V47H57ZM68 48V47H67ZM66 48V49H67ZM78 48V47H77ZM76 48V49H77ZM83 48V47H82ZM88 48V47H87ZM90 48V47H89ZM131 48H132V44H131ZM131 48H129V49H131ZM134 48V49H135ZM144 48V47H143ZM202 48H203V46H202ZM27 49V48H26ZM26 49H24L23 51H25ZM35 49V48H34ZM39 49V48H38ZM47 49H48V47H47ZM64 48H61L60 49V51L61 50H63ZM78 49H80V48H78ZM86 49V48H85ZM95 49V48H94ZM119 51H121V50H123V51H121V52H123L124 53V50H125V52H128V56H130V55H132V56H134L136 59H137V62L140 64V65H138V66H141L142 64L143 65H145L144 63L146 62V63H148L147 61H149V58L148 59H146L145 58V56L143 55V53L144 54H147L148 55V53H146L147 51H149V50H147V51H145L146 50V48H145V50H142V51H140V52H138V53H135L134 51H136V50H129V51H127L126 49H124L123 47H121V45L119 46V48H117ZM116 49V50H117ZM137 49V48H136ZM166 50H167V48H165ZM175 49V48H174ZM208 49V48H207ZM10 50H11V48H10ZM58 50V52H59V48L57 49ZM56 50V51H57ZM68 50V49H67ZM70 50V49H69ZM81 50V49H80ZM79 50V51H80ZM84 50V49H83ZM97 50H99V52L100 53H98V54H100L101 55V57L99 56L98 57V55H97ZM115 50V49H114ZM157 50H159V51H157ZM169 50V49H168ZM175 50H177V49H175ZM200 50V49H199ZM206 50V49H205ZM211 50H212V47H211ZM222 50V49H221ZM2 51V50H1ZM0 51V52H1ZM23 51H21L22 53H23ZM29 51H31L30 49H29ZM29 51H27V52H29ZM40 51H42V50H40ZM40 51H39V53H40ZM51 51V50H50ZM76 51V50H75ZM82 51V50H81ZM132 51H133V54H132ZM172 51H173V49H172ZM187 51V50H186ZM16 52H18L17 50H16ZM37 52V51H36ZM43 52V51H42ZM49 52V51H48ZM48 52H46L45 54H47ZM62 52V51H61ZM74 52V51H73ZM83 52V51H82ZM143 52V53H142ZM154 52V51H153ZM153 52H151V55L152 54H154ZM163 52V51H162ZM168 52V51H167ZM202 52V51H201ZM207 52V51H206ZM212 52V51H211ZM208 53L207 52V55H209V56H211V54L212 55H214L213 54V52L212 53ZM216 52V51H215ZM222 52V51H221ZM8 53V52H7ZM14 53V52H13ZM12 53V54H13ZM25 53V52H24ZM65 53V52H64ZM75 53V52H74ZM77 53H79V52H77ZM76 53V54H77ZM115 53V51H113V54ZM163 53H165V52H163ZM174 54H176L175 52H173ZM205 53V52H204ZM219 53V52H218ZM3 54V53H2ZM8 54H11V53H8ZM27 54V53H26ZM32 54V53H31ZM34 54V53H33ZM36 54V53H35ZM48 54H50V53H48ZM60 54H62L63 55V53H60ZM69 54V53H68ZM118 54V53H117ZM116 54V55H117ZM121 54V53H120ZM119 54V55H120ZM138 54H140L142 57H140V55H138ZM170 54L171 53H169L168 54V56H170ZM173 54V55H174ZM203 54V53H202ZM217 54V53H216ZM17 55H18V53H17ZM29 55V54H28ZM61 55V56H62ZM104 55V54H103ZM116 55H114V57L116 56ZM122 55H124V54H122ZM146 55V56H147ZM167 55V54H166ZM172 55V54H171ZM188 55V54H187ZM206 54L204 55V56H206V57H209V56H207ZM4 56V55H3ZM10 56V55H9ZM16 56V55H15ZM14 56V57H15ZM31 56V55H30ZM33 56V55H32ZM35 56H37V55H35ZM41 56V55H40ZM39 56V57H40ZM52 56H53V54H52ZM52 56H50V57H52ZM56 56V55H55ZM67 56H69V55H67ZM75 56V57H74ZM104 56H106V55H104ZM108 56V55H107ZM112 56V55H111ZM118 56V55H117ZM116 56V57H117ZM125 56H126V54H125ZM159 56H160V54H159ZM158 55H153V58L152 57H150V58H152L149 62L150 63H148V64H153L154 66V68H155V66H158V67H161V65L164 63V62H162L161 61V59L163 58H160V59H157V57H159ZM164 56V55H163ZM167 56V57H168ZM189 56V55H188ZM201 56V55H200ZM220 56V55H219ZM18 57V56H17ZM25 57H28V56H25ZM24 56H23V58H25ZM38 57V56H37ZM37 57H35V59L37 58ZM41 57H43V55L41 56ZM45 57V56H44ZM43 57V58H44ZM48 57V56H47ZM64 57V56H63ZM62 57V59H64ZM74 57V58H73ZM109 57V56H108ZM120 57H121V55H120ZM119 57V59H122V58H120ZM144 57V58H143ZM148 57H149V55H148ZM161 57V56H160ZM178 53H177V59H178ZM214 57V56H213ZM218 57V56H217ZM6 58H7V55H6ZM11 58V57H10ZM34 58V57H33ZM32 58V59H33ZM42 58V59H43ZM58 58V57H57ZM67 58V57H66ZM99 58V59H98ZM103 58V57H102ZM101 58V59H102ZM112 58V57H111ZM110 57H109V60L111 59ZM125 58H127V57H125ZM176 58V57H175ZM189 58V57H188ZM201 58V57H200ZM216 58V57H215ZM214 58V59H215ZM219 58V57H218ZM1 59V58H0ZM13 60H14V58H12ZM15 59H17V58H15ZM29 59V58H28ZM34 59V60H35ZM52 59V58H51ZM105 59H107V58H105ZM123 59H124V57H123ZM128 59H129V57H128ZM132 59V58H131ZM168 59V58H167ZM170 59H171V57H170ZM176 59V60H177ZM221 59V58H220ZM221 59V61L222 62H224L223 60ZM6 60V59H5ZM8 60V62L10 61V59H7ZM12 60V61H13ZM22 60V59H21ZM24 60V59H23ZM41 60V59H40ZM54 60H57V59H54ZM53 60V61H54ZM103 60H104V58H103ZM116 60V59H115ZM118 60V59H117ZM133 60V59H132ZM132 60H130V62L132 61ZM135 60V59H134ZM163 60V59H162ZM175 60V59H174ZM206 60V59H205ZM216 60H218V59H216ZM3 61V60H2ZM27 61V60H26ZM32 61V60H31ZM43 61H44V59H43ZM48 62L50 61V60H47ZM52 61V62H53ZM62 61V60H61ZM64 61V60H63ZM66 61V60H65ZM105 61V60H104ZM103 61V62H104ZM112 61V60H111ZM119 61V60H118ZM122 61V60H121ZM136 61V60H135ZM135 61H133V62H135ZM207 61V60H206ZM205 61V62H206ZM226 61V60H225ZM6 61H4V63H5ZM22 62V61H21ZM28 62V61H27ZM38 62H40V61H38ZM38 62H37V65H38ZM98 62H96V63H98ZM101 62V61H100ZM103 62H101V63H103ZM109 62V61H108ZM107 62V63H108ZM116 62V61H115ZM128 62V61H127ZM129 62V63H130ZM136 62V63H137ZM167 62H168V60H167ZM171 62V60H169V63ZM173 62H175V61H173ZM17 63H18V61H17ZM44 63H46V62H44ZM51 63V62H50ZM56 63V62H55ZM54 63V64H55ZM89 63V62H88ZM88 63H87V65H88ZM95 63V62H94ZM94 63H93V65H91L90 63V65L92 66V69H93V66H95L94 65ZM100 63V64H101ZM110 63H112V62H110ZM117 64H118V62H116ZM116 63H115V65H116ZM122 63V62H121ZM177 63V62H176ZM207 63H210V62H207ZM217 63V62H216ZM219 63V62H218ZM221 63V62H220ZM227 63V62H226ZM11 64H13L12 62H11ZM11 64H9V65H11ZM26 64V63H25ZM24 64V65H25ZM28 65H29V63H27ZM32 64V63H31ZM43 64V63H42ZM122 64H124V62L122 63ZM122 64H121V66H122ZM128 64V63H127ZM147 64V65H148ZM165 64H166V61H165ZM168 64V63H167ZM206 64V63H205ZM224 64V63H223ZM1 65V64H0ZM6 65V64H5ZM19 65V64H18ZM37 65H36V67H37ZM39 65H41V64H39ZM38 65V66H39ZM46 65V64H45ZM50 65V64H49ZM58 65V64H57ZM59 65V66H60ZM85 65V64H84ZM97 65V64H96ZM99 65V64H98ZM131 65H132V62H131ZM134 66H136L135 64H133ZM132 65V66H133ZM147 65L145 66V67H147ZM169 65V64H168ZM173 65H174V63H173ZM183 65V64H182ZM216 64L214 63V66H215ZM3 66H4V64H3ZM20 66H22V65H20ZM32 66V65H31ZM51 66H55V65H51ZM51 66H49V67H51ZM100 66H102V65H100ZM100 66H98V67H100ZM120 66V65H119ZM120 66V67H121ZM124 66V65H123ZM122 66V67H123ZM128 66V65H127ZM149 66V65H148ZM171 66V65H170ZM177 66V65H176ZM175 66V67H176ZM193 66V65H192ZM197 66V65H196ZM219 66H221L222 67V65L221 64H219ZM17 67V66H16ZM40 67H42V66H40ZM57 67V66H56ZM55 67V68H56ZM84 67V66H83ZM85 67H89V65L88 66H85ZM105 67V66H104ZM109 67H110V65H109ZM114 67V66H113ZM117 67V66H116ZM115 67V69H117ZM119 67V68H120ZM137 67V66H136ZM136 67H132V69H136ZM167 67V66H166ZM195 67V66H194ZM208 67V66H207ZM227 67V66H226ZM2 68V65H1V67H0V69ZM7 68V67H6ZM11 68H14L13 66H11ZM23 68V67H22ZM28 68H29V66H28ZM27 68V69H28ZM58 68H60V67H58ZM79 68V67H78ZM118 68V69H119ZM168 68V67H167ZM166 68V69H167ZM199 68V67H198ZM215 68H217V66H215ZM223 68V67H222ZM221 68V69H222ZM16 69V68H15ZM19 69H21V68H19ZM24 69V68H23ZM30 69V68H29ZM33 69V68H32ZM38 69V68H37ZM44 69V68H43ZM50 69V68H49ZM48 69V70H49ZM91 69V70H92ZM95 70H96V66H95V68H94ZM98 69V68H97ZM109 69H111L112 70V68H109ZM129 69H131V67L129 66L128 67V72L130 71ZM131 69V70H132ZM140 69V68H139ZM152 69V68H151ZM208 69H210V68H208ZM207 69V70H208ZM211 69H213V68H211ZM26 70V69H25ZM57 70V69H56ZM55 70V71H56ZM79 70V69H78ZM82 70H83V68H82ZM81 70V73H83V71ZM88 70V69H87ZM114 70V69H113ZM120 70H122V69H120ZM123 70H126L125 68H123ZM142 70V69H141ZM182 70V69H181ZM189 70V69H188ZM187 70V71H188ZM214 70V69H213ZM216 70V69H215ZM223 70V69H222ZM222 70H221V72H222ZM225 70V72H226V69H224ZM7 71V70H6ZM10 71V70H9ZM14 71V70H13ZM17 71V70H16ZM15 71V72H16ZM21 71V70H20ZM27 71V70H26ZM37 71V70H36ZM47 71V70H46ZM61 71H63V69H61ZM61 71L60 72H58V73H61ZM85 71H86V69H85ZM84 71V72H85ZM90 71V70H89ZM93 71V70H92ZM97 71V70H96ZM98 71H100V70H98ZM97 71V72H98ZM107 71V70H106ZM116 71H119V70H115V71H113L114 73H113V78H114V74H115V72ZM126 71V72H127ZM133 71V70H132ZM146 71V70H145ZM152 71H154V70H152ZM168 71V70H167ZM172 70L170 69V71L169 72H171ZM191 71V70H190ZM194 71V70H193ZM212 71V70H211ZM210 71V72H211ZM218 71H219V69H218ZM1 72V71H0ZM2 72H3V70H2ZM12 72V71H11ZM11 72H10V74H11ZM22 72V71H21ZM29 71H27V73H28ZM64 72V73H65ZM109 72V71H108ZM121 73H122V71H120ZM137 73H140L138 70L136 71ZM162 72V71H161ZM165 73H166V71H164ZM207 72V71H206ZM5 73V72H4ZM3 73V74H4ZM31 73L32 72H30V75H31ZM40 73H41V70H40ZM39 72L37 73V74H35V75H32V76H26V74L24 75L23 73H21V75L23 76V77H25V78H28V80H33V81H40V83H41V79L44 77L43 76V73H41L40 74ZM46 73V72H45ZM65 73V74H66ZM73 73V72H72ZM86 73V72H85ZM84 73V74H85ZM91 73V72H90ZM109 73H111V71L109 72ZM108 73V74H109ZM120 73V74H121ZM123 73L125 74V72L123 71ZM142 73V72H141ZM148 73V72H147ZM152 73V72H151ZM168 73V72H167ZM217 73V72H216ZM215 73V75H217ZM218 73H220V72H218ZM2 73H1V75H3ZM6 74V73H5ZM9 74V75H10ZM62 74V73H61ZM80 74V73H79ZM107 74V72H106V75H108ZM117 74H118V72H117ZM116 74V75H117ZM119 74V75H120ZM131 74V73H130ZM130 74H128L127 73V75H129L130 76ZM132 76H134V74H135V70H134V73L132 72ZM149 74V73H148ZM177 74H178V71H177ZM193 74V73H192ZM7 75V74H6ZM16 75V74H15ZM60 75V74H59ZM59 75L57 74V73H55L54 71H52V70H50V73L48 74V75H46L45 77H46V79H49L50 81L49 82H51V81H53V82H56V81H59V79L61 78H59ZM67 75V74H66ZM66 75L64 76V77H66ZM71 75V74H70ZM83 75V74H82ZM81 75V76H82ZM118 75V76H119ZM145 75V74H144ZM151 75V74H150ZM199 75V74H198ZM207 75V74H206ZM212 75H214V74H212ZM211 75V76H212ZM222 75V74H221ZM13 76V75H12ZM73 76H74V74H73ZM80 76V77H81ZM84 76V75H83ZM90 76V75H89ZM88 76V77H89ZM91 76H93L94 77V75H92L91 74ZM96 76V75H95ZM121 76V75H120ZM131 76V77H132ZM135 76H136V74H135ZM138 76H139V74H138ZM166 76V75H165ZM168 76V75H167ZM218 76V75H217ZM5 77V76H4ZM11 77V76H10ZM10 77H5V78H3L4 80H5V86H3L1 83V85H0V111H3V110H6V112H5V115L4 116H8L9 114H11V112H13L15 109V101L16 100H14L17 96H18V92L16 93L15 92V90L12 88H10V87H7L6 85L8 84L6 81H7V79L8 78H10ZM16 77V76H15ZM15 77H13V78H15ZM79 77V76H78ZM79 77V78H80ZM109 75H108V77H107V80L109 79ZM111 77V78H112ZM116 77V76H115ZM137 77V76H136ZM147 77V76H146ZM157 77H159V76H157ZM178 77H179V75H178ZM221 77H223V76H221ZM17 78H18V75H17ZM75 78H77L76 77V75H75ZM74 78V79H75ZM110 78V79H111ZM117 78V77H116ZM122 78V77H121ZM134 78V77H133ZM138 78V77H137ZM141 78H142V76H141ZM148 78V77H147ZM170 78V77H169ZM171 78H172V76H171ZM210 78V77H209ZM214 78V80H215V77H213ZM218 78V77H217ZM216 78V79H217ZM11 79V78H10ZM16 79V78H15ZM22 79V78H21ZM88 79H90V77L88 78ZM93 79V78H92ZM120 79V78H119ZM122 79H124V78H122ZM139 79V78H138ZM179 79H180V77H179ZM211 79V78H210ZM220 79V78H219ZM3 80V81H4ZM17 80H19V79H17ZM23 80V79H22ZM27 80V81H28ZM42 80H44V78L42 79ZM76 80V79H75ZM86 79H84V81H85ZM134 81H135V78L133 79ZM143 80V79H142ZM145 80V79H144ZM158 80V79H157ZM174 80V79H173ZM207 80V79H206ZM221 80H222V78H221ZM235 80V81H236ZM62 81V80H61ZM71 81H73L72 80V78H66V80H65V83L69 86V83L71 82ZM98 81V80H97ZM114 81H116L115 80V78H114ZM167 81V80H166ZM169 81V80H168ZM209 81V80H208ZM218 81V80H217ZM222 81H224V78H223V80ZM226 81V80H225ZM234 81V82H235ZM238 81V82H239ZM243 81V82H242ZM14 82H15V80H14ZM20 82H23V81H20ZM31 82V81H30ZM46 82V80L44 81V83ZM60 82V81H59ZM74 82V81H73ZM77 82H79V80H77ZM83 82V81H82ZM96 83V81L94 80H92V83ZM118 82V81H117ZM121 82V81H120ZM125 82V81H124ZM145 82V81H144ZM165 82V81H164ZM183 82V81H182ZM207 82V81H206ZM231 82V84H233ZM237 82V81H236ZM239 82V83H240ZM7 83V84H6ZM18 83V82H17ZM28 83H29V81H28ZM32 83V82H31ZM87 83H88V81H87ZM91 83V84H92ZM134 83H136V82H134ZM220 83V82H219ZM218 83V84H219ZM223 83V82H222ZM226 83V82H225ZM239 83H237V84H239ZM13 84V83H12ZM16 84V83H15ZM19 84V83H18ZM17 84V85H18ZM49 84V83H48ZM54 84V83H53ZM57 84V83H56ZM55 84V85H56ZM77 84V83H76ZM80 84V83H79ZM78 84V85H79ZM85 84H86V82H85ZM97 84V83H96ZM119 84V83H118ZM137 84V83H136ZM135 84V85H136ZM140 84V83H139ZM146 84V83H145ZM147 84H148V82H147ZM157 84H159V83H157ZM160 84H163V83H160ZM172 84V83H171ZM170 84V85H171ZM183 84H185V83H183ZM217 84V85H218ZM224 84V83H223ZM228 84V83H227ZM244 84V85H245ZM258 84V83H257ZM257 84H256V86H257ZM261 83H259V85H260ZM17 85H16V87H17ZM20 85V84H19ZM33 85V84H32ZM35 85V84H34ZM39 85H41V84H39ZM43 85V84H42ZM46 85H47V83H46ZM51 85V84H50ZM63 85V84H62ZM72 85H74V84H72ZM134 85V84H133ZM141 85V84H140ZM155 85V84H154ZM164 85V84H163ZM167 85H169L168 84V82H167ZM173 85V84H172ZM221 85V84H220ZM224 85H226V84H224ZM234 85V84H233ZM29 86V85H28ZM28 86L26 87V88H28ZM60 86V85H59ZM64 86V85H63ZM75 86V85H74ZM92 86V85H91ZM150 86V85H149ZM176 86V85H175ZM184 86H186V85H184ZM219 86V85H218ZM232 86V85H231ZM230 86V87H231ZM241 87H242V85H240ZM246 86V85H245ZM244 86V87H245ZM251 86V85H250ZM256 86H252L253 88H255ZM262 86V85H261ZM260 86V89L262 88ZM3 87V88H2ZM15 87V86H14ZM21 87L23 88V86L21 85ZM25 87V86H24ZM37 87V86H36ZM48 87V86H47ZM51 87V86H50ZM49 87V88H50ZM73 87V86H72ZM94 87H95V85H94ZM136 87V86H135ZM168 87V86H167ZM180 87V86H179ZM204 87V86H203ZM212 87V86H211ZM225 87L226 86H224V89H225ZM238 87V86H237ZM243 87V88H244ZM247 87H249L248 85H247ZM247 87H245L246 88V92H241L240 93V95H239V93H237V96L238 97H236V99H235V101L233 102V101H231V102H229L228 100V102L226 101V102H224V103H222V101L225 99V98H223L222 96V98H223V100L221 101V102H218L217 100H219L220 98H218L217 99V97L214 99L213 98V100H215L214 101V103H213V105H211V106H208V108L205 110V112H204V114H203V118L205 119L204 121H201L202 122V124L200 125V129H201V131L202 130H209V133H208V135H207V138H204L205 139V141L206 140H212L213 139V141L215 142V145H214V147L213 146H208V147H202V150H204V153H201L200 152V158H198V160H197V162L195 163V165L193 166V168H192V166H191V168H192V173L190 174V175H184V176H182V180H181V182L183 183V185H179L178 184V186L177 187H181L182 186V192H181V195H182V198H184V201H183V203H181L180 205H177L178 206V210H179V212L181 213L180 215L182 216H180L181 218H177L176 216V219L174 218V219H172L173 217L172 216H170V218H168V220H166V218H165V220L166 221H162V222H160L159 220H154V221H147L145 224L142 222V220H140L144 225H142V227H141V225H140V227H132V228H130V226L129 227H127L126 225V227L125 226H123V225H120L119 223H117V224H119L118 225V227H111L112 226V224H110V222H107V219L105 218V217H102V216H98V215H96V214H94L93 212V214H90V213H88V212H86V211H84L83 210V206H81V202L79 203L78 201L76 202V200H74V199H72L71 198V196L69 197V199H67V200H63V201H60V200H58V198L59 197H62V196H60L59 194H58V198H57V196H55L54 195V193H53V196H55L56 198L53 200V203L51 204V205H49L48 203H47V205H49L50 207L49 208H51L52 209V212L57 216L55 219H57V223H60L61 224V226L62 227H60V229H58L57 230V234H58V236H59V242L61 243V245L60 246H56V247H54V249H53V246L54 245H52V251L54 252V253H51L55 258H59V257H67V256H70V263L71 264H264V97L263 96H261V95H255L254 93H253V91H251L252 89L250 88H247ZM18 88V87H17ZM33 88V87H32ZM38 88V87H37ZM44 88H45V86H44ZM48 88V89H49ZM64 88V87H63ZM157 88H158V86H157ZM162 88V87H161ZM164 88V87H163ZM162 88V89H163ZM177 88H178V85H177ZM177 88H175V90L177 89ZM257 88V87H256ZM39 89H40V87H39ZM42 89V88H41ZM53 88H51V90H52ZM56 89H57V87H56ZM61 89V88H60ZM114 89V88H113ZM160 89V88H159ZM158 89V90H159ZM168 89H170V88H168ZM207 89V88H206ZM216 89H217V87H216ZM219 90L221 89V91H222V85H221V88H218ZM229 89V88H228ZM235 89V88H234ZM238 89V88H237ZM247 89H249L248 91H247ZM37 90V89H36ZM47 90V89H46ZM45 90V91H46ZM136 90V89H135ZM165 90V89H164ZM164 90H163V92H164ZM174 90V91H175ZM192 90H193V88H192ZM209 90V89H208ZM232 90H233V88H232ZM245 90V89H244ZM257 90H258V88H257ZM256 90V91H257ZM262 90V89H261ZM49 91V90H48ZM53 91V90H52ZM63 91V90H62ZM161 91V90H160ZM171 91V90H170ZM179 91V90H178ZM190 91V90H189ZM215 91V90H214ZM220 91V92H221ZM238 91H240L239 89H238ZM24 92H25V90H24ZM28 92H29V89H28ZM33 92V91H32ZM97 92H98V90H97ZM121 92V91H120ZM119 92V93H120ZM162 92V91H161ZM160 92V93H161ZM166 92V91H165ZM164 92V93H165ZM167 92L169 93V91L167 90ZM184 92H185V89H184ZM199 92V91H198ZM197 92V93H198ZM211 92H212V88H211ZM224 93H225V91H223ZM226 92H227V90H226ZM231 92V91H230ZM235 92H236V90H235ZM259 92H260V90H259ZM22 93V92H21ZM38 93H39V91H38ZM43 93V92H42ZM127 93V92H126ZM183 93V92H182ZM181 93V94H182ZM186 93V92H185ZM195 93V92H194ZM205 93V92H204ZM217 93H219V92H217ZM216 93V94H217ZM261 93H262V91H261ZM32 94V93H31ZM45 94V93H44ZM52 94V93H51ZM93 94V93H92ZM159 94V93H158ZM162 95H164L163 93H161ZM166 94V93H165ZM190 94V93H189ZM200 94V93H199ZM215 94V93H214ZM228 94V93H227ZM234 94V93H233ZM232 94V95H233ZM20 95V94H19ZM27 95V94H26ZM29 95V94H28ZM27 95V96H28ZM84 95V94H83ZM97 95V94H96ZM162 95H161V97H162ZM167 95H171V94H167ZM166 95V96H167ZM176 95V94H175ZM178 95V94H177ZM185 95V94H184ZM191 95V94H190ZM189 95V96H190ZM194 95V94H193ZM202 95V94H201ZM204 95V94H203ZM203 95H202V97H203ZM220 95H222V94H220ZM225 96H226V94H224ZM231 95V96H232ZM23 96V95H22ZM38 96V95H37ZM42 96V95H41ZM40 96V97H41ZM44 96V95H43ZM121 96V95H118L117 94V97L116 98H119V97ZM160 96V95H159ZM166 96H164L165 98H166ZM171 96H173V95H171ZM186 96V95H185ZM192 96V95H191ZM235 96V95H234ZM233 96V97H234ZM29 97H31V96H29ZM92 97V96H91ZM94 97H95V95H94ZM123 97V96H122ZM163 97V98H164ZM176 97V96H175ZM179 97V96H178ZM182 97H183V94H182ZM181 97V98H182ZM198 97V96H197ZM196 96H195V99L197 98ZM207 97V96H206ZM211 97V96H210ZM219 97V96H218ZM227 97V96H226ZM229 97H230V95H229ZM228 97V98H229ZM21 98V97H20ZM26 98V97H25ZM32 98V97H31ZM84 98V97H83ZM86 98V97H85ZM97 98V97H96ZM100 98V97H99ZM115 98V99H116ZM121 98V97H120ZM160 98V97H159ZM168 98V97H167ZM169 98H171V97H169ZM177 98V97H176ZM194 98V97H193ZM208 98V97H207ZM212 98V97H211ZM17 99H18V97H17ZM23 99V98H22ZM28 99V98H27ZM50 99V98H49ZM95 99V98H94ZM175 98H174V96H173V100H174ZM177 99H179V98H177ZM184 99V98H183ZM192 99V98H191ZM199 99V98H198ZM197 99V100H198ZM217 99V100H216ZM227 99V98H226ZM234 99V98H233ZM21 99H19V104H20V101ZM24 100V99H23ZM87 100V99H86ZM103 100V99H102ZM109 100V99H108ZM121 99H119V101H120ZM151 100V99H150ZM164 100V99H163ZM184 100H186L187 101V99H184ZM183 100V101H184ZM199 100H201V99H199ZM209 100V99H208ZM211 100V99H210ZM209 100V101H210ZM231 100V99H230ZM27 101V100H26ZM41 101V100H40ZM72 101V100H71ZM96 101H97V99H96ZM116 101V100H115ZM165 101V100H164ZM168 99H167V103H168ZM176 101V100H175ZM180 101H182L181 99H180ZM189 101H190V99H189ZM194 101V100H193ZM204 101H205V97H204ZM212 101V100H211ZM225 101V100H224ZM109 102V101H108ZM120 102H122V101H120ZM119 102V103H120ZM172 102H174V101H172ZM201 102V101H200ZM18 103V100H17V102H16V104ZM75 103V102H74ZM87 103V102H86ZM100 103V102H99ZM160 103V102H159ZM161 103H163V102H161ZM165 103V102H164ZM175 103V102H174ZM173 103V104H174ZM179 103V102H178ZM187 103V102H186ZM199 103V102H198ZM204 103V102H203ZM209 103V102H208ZM23 104H24V102H23ZM43 104H44V102H43ZM109 104V103H108ZM115 104V103H114ZM116 104H117V102H116ZM169 104V103H168ZM167 104V105H168ZM181 104V103H180ZM179 104V105H180ZM183 104H185V103H183ZM103 105H105V104H103ZM150 105V104H149ZM171 105V104H170ZM193 105V104H192ZM191 105V106H192ZM198 105V104H197ZM200 105H201V103H200ZM199 105V106H200ZM204 105V104H203ZM206 105V104H205ZM18 106V105H17ZM20 106V105H19ZM49 106V105H48ZM107 106V105H106ZM109 106H110V104H109ZM116 106V105H115ZM147 106V105H146ZM154 106V105H153ZM161 105L159 104V107H160ZM172 106V105H171ZM171 106H170V108H171ZM174 106V105H173ZM183 106V105H182ZM181 106V107H182ZM188 106V105H187ZM46 107V106H45ZM84 107L85 108H87L85 105H84ZM148 107V106H147ZM158 107V108H159ZM167 107V106H166ZM177 107H178V105H177ZM177 107H175L174 106V108H177ZM194 107V106H193ZM18 108V107H17ZM38 108V107H37ZM80 108V107H79ZM81 108H83V107H81ZM90 108V107H89ZM88 108V109H89ZM154 108V107H153ZM157 108V109H158ZM162 108V107H161ZM161 108L160 109H158V110H161ZM165 108V107H164ZM169 108V107H168ZM173 108V107H172ZM189 108V107H188ZM29 109V108H28ZM106 109V108H105ZM156 109V108H155ZM156 109V110H157ZM195 109V108H194ZM201 109V108H200ZM30 110V109H29ZM45 110V109H44ZM85 110V109H84ZM92 110V109H91ZM100 110V109H99ZM149 110H152V109H149ZM164 111H165V109H163ZM163 110H161L160 112H162ZM170 110H172V109H170ZM174 110V109H173ZM184 110H186V108L184 107ZM195 110H197V109H195ZM195 110H192V111H194V114L196 115V113H195ZM204 110V109H203ZM16 111V110H15ZM28 111V110H27ZM147 111V110H146ZM177 111V110H176ZM180 111H182V108H181V110ZM25 112V111H24ZM31 112V111H30ZM37 112V111H36ZM40 112V111H39ZM159 112V111H158ZM166 112H169V110H167ZM198 112H199V110H198ZM202 112V111H201ZM34 113H35V111H34ZM104 113V112H103ZM130 113V112H129ZM148 113V112H147ZM153 113V112H152ZM151 113V114H152ZM154 113H156V111H154ZM172 113V112H171ZM176 113V112H175ZM179 113V112H178ZM181 113V112H180ZM189 113H191L190 111L189 112H187L186 111V113H181L180 115H178V120H177V122H176V124H174L173 123V121H172V123H168L167 124V122H164L163 120V126L161 125V127L160 126H158L157 125V127L159 128H161V133L164 135V134H166V135H170V137L171 138H173L172 136L173 135H175V133H177L176 131V129H178V128H175V126L174 125H179V124H177V123H181V126H180V128H181V130L179 131V134H180V132L182 131V129H183V127H182V125H184V127H186V128H188L191 124H190V122H191V117L189 116L190 114ZM24 114V113H23ZM28 114V113H27ZM64 114V113H63ZM105 114V113H104ZM115 114H117V112L115 113ZM146 114V113H145ZM167 114V113H166ZM173 114V113H172ZM198 115H199V117H201V115H200V113H197ZM13 115H15L14 113H13ZM155 115V114H154ZM160 115V114H159ZM169 114H167V116H168ZM171 115V114H170ZM192 115V114H191ZM198 115H196L197 117H198ZM3 116V113L1 112L0 113V118L2 117H4ZM44 116V115H43ZM106 116V115H105ZM104 116V117H105ZM128 116V115H127ZM132 116V115H131ZM157 116V115H156ZM171 116H173V115H171ZM171 116H170V118H171ZM194 116V115H193ZM39 117H40V115H39ZM103 117V116H102ZM115 117V116H114ZM134 117V116H133ZM153 117V116H152ZM174 117L176 118V116L174 115ZM198 117V118H199ZM43 118V117H42ZM61 118H62V116H61ZM64 118H66V117H64ZM67 118H69V117H67ZM100 118V117H99ZM108 119H110L109 117H107ZM154 118V117H153ZM153 118H152V120H153ZM158 118V117H157ZM163 118V116L161 115V117L159 118L160 120ZM19 119V118H18ZM21 119V118H20ZM31 119H32V117H31ZM34 119V118H33ZM37 119V118H36ZM47 119H49V118H47ZM74 119V118H73ZM112 119V118H111ZM111 119H110V121H111ZM137 119V118H136ZM139 119V118H138ZM150 119H151V117H150ZM158 119V120H159ZM194 119L195 118H193L192 117V121H194ZM3 120V119H2ZM15 120V119H14ZM26 120V119H25ZM51 120V119H50ZM64 120V119H63ZM79 120V119H78ZM115 120V119H114ZM131 120H132V118H131ZM144 120V119H143ZM149 120V119H148ZM147 120V121H148ZM164 120H166V119H164ZM173 120H174V118H173ZM196 120V119H195ZM1 121V120H0ZM21 121V120H20ZM35 121V120H34ZM46 121V120H45ZM55 121V120H54ZM65 121V120H64ZM80 121V120H79ZM85 121V120H84ZM110 121L108 122V123H110ZM146 121V122H147ZM154 121H155V119H154ZM157 121V120H156ZM23 122V121H22ZM139 123H140V120L138 121ZM170 122V121H169ZM196 122V121H195ZM194 122V123H195ZM198 122V121H197ZM196 122V123H197ZM4 123V122H3ZM40 123H41V121H40ZM45 123H47V122H45ZM48 123H50V122H48ZM63 123V122H62ZM75 123H76V121H75ZM81 123V122H80ZM152 123V122H151ZM158 123V122H157ZM199 123V122H198ZM33 124H34V122H33ZM42 124H44L43 122H42ZM56 124V123H55ZM65 124V123H64ZM68 124V123H67ZM73 124V123H72ZM77 124H79V123H77ZM103 124V123H102ZM114 124V123H113ZM149 125H150V122L148 123ZM167 124V125H166ZM172 124H174V125H172ZM20 125V124H19ZM57 125V124H56ZM70 125V124H69ZM85 125V124H84ZM89 125V124H88ZM94 125V124H93ZM96 125V124H95ZM98 125V124H97ZM141 124H139V126H140ZM153 125V124H152ZM154 125H155V123H154ZM192 125H193V123H192ZM195 125V124H194ZM198 126H199V124H197ZM18 126V125H17ZM26 126V125H25ZM34 126V125H33ZM37 126H40V124L39 125H37ZM63 126V125H62ZM64 126H67L68 127V125H64ZM76 126V125H75ZM74 126V127H75ZM139 126H138V128H139ZM143 126V125H142ZM156 126V125H155ZM172 126V127H171ZM174 126V127H173ZM28 127V126H27ZM35 127V126H34ZM46 127V126H45ZM51 127V126H50ZM70 127V126H69ZM72 127V126H71ZM82 127V126H81ZM101 127H105V126H101ZM101 127H99V128H101ZM108 127V126H107ZM145 127V126H144ZM150 127V126H149ZM179 127V126H178ZM193 127V126H192ZM192 127H191V129H192ZM43 128V127H42ZM143 128V127H142ZM152 128H153V126H152ZM151 128V129H152ZM154 128H156V127H154ZM20 129V128H19ZM81 129V128H80ZM98 129V128H97ZM103 129V128H102ZM118 129V128H117ZM126 129V128H125ZM157 129V128H156ZM155 129V130H156ZM185 129V128H184ZM194 129V128H193ZM197 129V128H196ZM199 129V130H200ZM34 130V129H33ZM37 130V129H36ZM43 130V129H42ZM41 130V131H42ZM72 130V129H71ZM76 130V129H75ZM96 130V129H95ZM123 130V129H122ZM138 130V129H137ZM146 130V129H145ZM159 130V129H158ZM176 130V131H175ZM186 130V129H185ZM188 130V129H187ZM186 130V131H187ZM38 131V130H37ZM40 131V130H39ZM49 131V130H48ZM73 131V130H72ZM79 131V130H78ZM83 131V130H82ZM93 131V130H92ZM97 131V130H96ZM153 131H154V129H153ZM197 131V130H196ZM17 132H18V130H17ZM43 132H45V131H43ZM56 132V131H55ZM64 132H66V131H64ZM85 132V131H84ZM91 132V131H90ZM130 132V131H129ZM141 132V131H140ZM145 132V131H144ZM147 132H148V130H147ZM147 132L146 133H144V134H147ZM185 132V131H184ZM184 132H183V134H184ZM192 132V131H191ZM199 132V131H198ZM14 133V132H13ZM63 133V132H62ZM69 133V132H68ZM91 133H93V132H91ZM96 133V132H95ZM157 133V132H156ZM189 133H190V131L188 132V134H184L186 137H187V135H189ZM197 133V132H196ZM27 134V133H26ZM42 134V133H41ZM46 134V133H45ZM74 134V133H73ZM72 133H71V135H73ZM88 134V133H87ZM90 134V133H89ZM160 133L158 132V135H159ZM178 134V135H179ZM191 134V133H190ZM12 135V134H11ZM19 135H20V133H19ZM31 135V134H30ZM36 135V134H35ZM71 135L69 136L70 138H72L71 137ZM78 135V134H77ZM76 135V136H77ZM83 135V134H82ZM162 135V136H163ZM165 135V136H166ZM177 135V134H176ZM180 135H182V134H180ZM192 135V134H191ZM76 136H74V138H75V140H78V139H76ZM81 136V135H80ZM124 136V135H123ZM137 136V135H136ZM159 136H161V135H159ZM53 137V136H52ZM60 137V136H59ZM86 137V136H85ZM175 138H177L176 136H174ZM189 137V136H188ZM3 138V137H2ZM37 138V137H36ZM42 138V137H41ZM41 138H40V140H41ZM54 138V137H53ZM73 138V139H74ZM92 138V137H91ZM125 138H127L126 136H125ZM167 138V137H166ZM165 137H164V139H166ZM203 138V137H202ZM17 139V138H16ZM27 139V138H26ZM57 139V138H56ZM55 139V140H56ZM72 139V140H73ZM81 139V138H80ZM89 139V138H88ZM160 139V138H159ZM162 139V138H161ZM178 139V138H177ZM176 139V140H177ZM181 139V138H180ZM180 139H178V140H180ZM184 139H185V137H184ZM187 139V138H186ZM189 139H191V138H189ZM194 140H195V138H193ZM20 140V139H19ZM23 140V139H22ZM48 140H49V137H48ZM62 140V139H61ZM68 140V139H67ZM70 140V139H69ZM85 140V139H84ZM95 140V139H94ZM147 140V139H146ZM157 140V139H156ZM168 140V139H167ZM175 140V141H176ZM5 141V140H4ZM3 141V142H4ZM32 141V140H31ZM44 141V140H43ZM60 141V140H59ZM66 141V140H65ZM92 141V140H91ZM107 141V140H106ZM122 141H124V139L122 140ZM121 141V142H122ZM150 141V140H149ZM148 141V142H149ZM159 141H161V140H159ZM158 141V142H159ZM169 141V140H168ZM167 141V142H168ZM171 141H172V144L174 143L173 142V139H171ZM181 141V140H180ZM183 141V140H182ZM181 141V142H182ZM185 141V140H184ZM204 141V142H205ZM26 142V141H25ZM58 142V141H57ZM70 142V141H69ZM78 142V141H77ZM81 142V141H80ZM88 142V141H87ZM131 142V141H130ZM152 142H153V140H152ZM156 142V141H155ZM154 142V143H155ZM157 142V143H158ZM186 142H189V141H187L186 140ZM185 142V143H186ZM209 142H211V141H209ZM30 143V142H29ZM35 143H37V142H35ZM52 143H53V141H52ZM52 143H51V146H53L52 145ZM61 143H63V142H61ZM162 143H163V141L161 142V146H162ZM183 143V142H182ZM182 143H180V145L182 144ZM5 144H7V143H5ZM14 144V143H13ZM17 144H18V142H17ZM25 144V143H24ZM33 144V143H32ZM44 144H46L47 145V143L46 142H44ZM43 144V145H44ZM64 144V143H63ZM92 144H93V141H92ZM153 144V143H152ZM170 144V143H169ZM177 144H178V141H177ZM188 144V143H187ZM191 143L189 142V145H190ZM193 144V143H192ZM211 144V143H210ZM12 145V144H11ZM42 145V144H41ZM50 145V144H49ZM76 145H78L77 143H76ZM86 145V144H85ZM91 145V144H90ZM96 145V144H95ZM148 145H150V144H148ZM164 145H166V143L164 144ZM163 145V146H164ZM168 145V144H167ZM176 144H173V146H175ZM184 145V144H183ZM207 145H208V143H207ZM1 146H3V145H1ZM25 146V145H24ZM29 146V145H28ZM56 146V145H55ZM58 146V145H57ZM66 146V145H65ZM122 146V145H121ZM120 146V147H121ZM151 146V145H150ZM158 146H160V144L158 145ZM177 146V145H176ZM187 146V145H186ZM186 146L184 145V148H186ZM9 147V146H8ZM30 147H32V146H30ZM40 147V146H39ZM44 147H45V145H44ZM50 147V146H49ZM61 147V146H60ZM59 147V149H61ZM71 147V146H70ZM83 147V146H82ZM126 147V146H125ZM124 147V148H125ZM148 147V146H147ZM152 147H153V145H152ZM155 147V146H154ZM164 147H166V146H164ZM163 147V148H164ZM168 147H170L171 148V146H168ZM178 147H179V145H178ZM197 147V146H196ZM26 148H28V147H26ZM53 148V147H52ZM78 148V147H77ZM124 148H123V150H124ZM126 148H128V147H126ZM125 148V149H126ZM144 148H146V147H144ZM150 148V147H149ZM157 148V147H156ZM159 148V147H158ZM157 148V149H158ZM162 148V147H161ZM173 148V147H172ZM182 148V147H181ZM201 148V147H200ZM10 149V148H9ZM14 149V148H13ZM18 149V148H17ZM21 149V148H20ZM23 149H25V148H23ZM37 149V148H36ZM39 149V148H38ZM41 149H42V146H41ZM41 149H39V150H41ZM50 149V148H49ZM59 149H57V150H59ZM64 149V148H63ZM83 149V148H82ZM118 149H119V147H118ZM117 149V150H118ZM168 149L169 148H167V156H168ZM1 150V149H0ZM11 150V149H10ZM26 150V149H25ZM34 150V149H33ZM45 150V149H44ZM70 150H72V147H71V149ZM90 150V149H89ZM120 150V149H119ZM118 150V151H119ZM129 150V149H128ZM145 150V149H144ZM143 150V152H145V151H147V149L144 151ZM163 150H165V149H163ZM162 150V151H163ZM171 150V149H170ZM177 150V149H176ZM180 150V149H179ZM188 150V149H187ZM195 150V149H194ZM14 151V150H13ZM31 151V150H30ZM42 151V150H41ZM55 151V150H54ZM61 151H62V149H61ZM65 151H66V149H65ZM68 151V150H67ZM77 151H78V149H77ZM95 151V150H94ZM125 151V150H124ZM166 151V150H165ZM172 151V150H171ZM174 151V150H173ZM172 151V152H173ZM178 151V150H177ZM193 151V150H192ZM200 151V150H199ZM58 152H60V151H58ZM63 152V151H62ZM80 152V151H79ZM96 152V151H95ZM99 152V151H98ZM155 152H157V151H155ZM164 152V151H163ZM171 152V153H172ZM179 152V151H178ZM181 152V151H180ZM28 153V152H27ZM26 153V154H27ZM35 153V152H34ZM42 153V152H41ZM66 153V152H65ZM81 153V152H80ZM79 153V155H81ZM87 153H90V152H87ZM150 153V152H149ZM149 153H147V154H149ZM166 152H164V154H165ZM175 153V152H174ZM177 153V152H176ZM181 153H183V152H181ZM192 153V152H191ZM194 153V152H193ZM19 154V153H18ZM50 154V153H49ZM63 154H64V152H63ZM68 154H70L69 152H68ZM92 154H93V152H92ZM96 154H97V152H96ZM122 154V153H121ZM159 154V153H158ZM179 153H177L175 156H177ZM10 155V154H9ZM12 155V154H11ZM20 155H21V153H20ZM19 155V156H20ZM23 155V154H22ZM25 155V154H24ZM31 155H33V154H31ZM61 155V154H60ZM65 155V154H64ZM84 155V154H83ZM83 155L81 156V157H83ZM162 155V154H161ZM160 155V156H161ZM189 155V154H188ZM193 155H195V153L193 154ZM18 156V157H19ZM48 156V155H47ZM67 156V155H66ZM91 156V155H90ZM109 156V155H108ZM118 156V155H117ZM121 156V155H120ZM127 156V155H126ZM146 156V155H145ZM159 156V157H160ZM179 156V155H178ZM182 156V155H181ZM181 156H179V157H181ZM192 156V155H191ZM26 157V156H25ZM24 157V158H25ZM28 157V156H27ZM65 157V156H64ZM88 157H89V155H88ZM115 157V156H114ZM162 157H164L163 155H162ZM188 157H190V156H188ZM29 158H30V156H29ZM52 158H54V156H52ZM73 158V157H72ZM76 158V157H75ZM79 158V157H78ZM93 159H94V156L92 157ZM121 158V157H120ZM143 158H144V156H143ZM146 158V157H145ZM155 158V157H154ZM169 158V157H168ZM173 158V157H172ZM185 158H186V156H185ZM195 158V157H194ZM27 159V158H26ZM35 159V158H34ZM83 159V158H82ZM89 159H91L90 157H89ZM147 160H148V158H146ZM179 159V158H178ZM39 160H41V159H39ZM50 160H51V158H50ZM59 160V159H58ZM85 160V159H84ZM139 160V159H138ZM185 160V159H184ZM35 161V160H34ZM64 161V160H63ZM70 161V160H69ZM87 161H88V159H87ZM90 161V160H89ZM94 161H96V160H94ZM137 161V160H136ZM140 161V160H139ZM138 161V162H139ZM153 161H155V160H153ZM163 161V160H162ZM170 161V160H169ZM173 161V160H172ZM6 162V161H5ZM20 162V161H19ZM19 162H17V163H19ZM29 162H31V161H29ZM37 162V161H36ZM39 162V161H38ZM37 162V163H38ZM49 162V161H48ZM68 162V161H67ZM66 162V163H67ZM74 162V161H73ZM78 162V161H77ZM83 162V161H82ZM90 162H93V160L91 159V161ZM101 162V161H100ZM114 162V161H113ZM137 162V163H138ZM176 162V161H175ZM16 163V164H17ZM35 163V162H34ZM61 163V162H60ZM70 162H68V164H69ZM94 163H96V162H94ZM107 163V162H106ZM154 163V162H153ZM170 163V162H169ZM45 164V163H44ZM65 164V163H64ZM67 164V165H68ZM71 164V163H70ZM79 164H81V162L79 163ZM129 164V163H128ZM144 164H145V162H144ZM156 164V163H155ZM168 164V163H167ZM21 165V164H20ZM58 165V164H57ZM66 165V164H65ZM66 165V167L68 168V166ZM71 165H73V164H71ZM76 165V167H77V164H75ZM92 165V164H91ZM102 165V164H101ZM109 165V164H108ZM135 165V164H134ZM140 165V164H139ZM193 165V164H192ZM18 166V165H17ZM100 166V165H99ZM106 166V165H105ZM138 166V165H137ZM181 166V165H180ZM186 166V165H185ZM0 167H2V166H0ZM20 168H21V166H19ZM31 167V166H30ZM52 167V166H51ZM60 167V166H59ZM72 167V166H71ZM75 167V168H76ZM90 167V166H89ZM95 166H93V168H94ZM103 167V166H102ZM134 167V166H133ZM149 167V166H148ZM147 167V168H148ZM152 167V166H151ZM41 168V167H40ZM62 168V167H61ZM74 168V167H73ZM80 168V167H79ZM132 168V167H131ZM135 168H137V167H135ZM146 168V169H147ZM38 169V168H37ZM36 169V170H37ZM45 169H48V168H45ZM63 169V168H62ZM77 169V168H76ZM97 169V168H96ZM101 169V168H100ZM13 170V169H12ZM28 170V169H27ZM64 170V169H63ZM63 170H62V172H63ZM83 170V169H82ZM90 170V169H89ZM95 170V169H94ZM137 170V169H136ZM154 170V169H153ZM11 171V170H10ZM34 171V170H33ZM55 171V170H54ZM71 171V170H70ZM73 171V170H72ZM71 171V172H72ZM78 171V170H77ZM80 171V170H79ZM141 171V170H140ZM147 171V170H146ZM145 171V172H146ZM30 172H32V171H30ZM52 172V171H51ZM69 172V171H68ZM85 172H87V171H85ZM91 173H92V171H90ZM96 172V171H95ZM134 172V171H133ZM143 172H144V170H143ZM142 172V174H144ZM9 173V172H8ZM7 173V174H8ZM24 173V172H23ZM38 174H39V172H37ZM78 173V172H77ZM88 173V172H87ZM132 173V172H131ZM183 173H184V171H183ZM27 174H28V172H27ZM33 174H34V172H33ZM44 174V173H43ZM58 174H59V172H58ZM68 174V173H67ZM72 175H73V173H71ZM82 174V173H81ZM95 174V173H94ZM94 174H93V176H94ZM146 174V173H145ZM153 174V173H152ZM19 175V174H18ZM29 175H31V174H29ZM35 175V174H34ZM42 174H40V176H41ZM51 175V174H50ZM79 175V174H78ZM88 175H89V173H88ZM91 175V174H90ZM117 175V174H116ZM156 175V174H155ZM180 175V174H179ZM43 176V175H42ZM54 176H55V174H54ZM62 176V175H61ZM69 175H67L66 176V178L68 177ZM96 176V175H95ZM136 176V175H135ZM140 176V175H139ZM144 176V175H143ZM17 177V176H16ZM34 177V176H33ZM39 177V176H38ZM37 177V178H38ZM70 177V176H69ZM68 177V178H69ZM74 177V176H73ZM78 177L79 176H77V179H78ZM99 177V176H98ZM141 177V176H140ZM147 177V176H146ZM157 177V176H156ZM40 178V177H39ZM43 180H41L42 181V183H44V185L46 186V191H52L53 192V190H52V185L50 184L51 182H50V179L49 180H47V178L46 177H44L43 176ZM56 178V177H55ZM81 178V177H80ZM79 178V179H80ZM101 178V177H100ZM99 178V179H100ZM109 178H110V175H109ZM150 178H151V176H150ZM152 178H153V176H152ZM155 178V177H154ZM166 178V177H165ZM181 178V177H180ZM53 179V178H52ZM58 179H59V177H58ZM62 177H61V179H60V181L62 182ZM73 179V178H72ZM86 179V178H85ZM89 179V178H88ZM91 179V178H90ZM95 179V178H94ZM107 179H108V177H107ZM112 179V178H111ZM10 180V179H9ZM82 180V179H81ZM98 180V179H97ZM97 180H95V182L97 181ZM101 180V179H100ZM113 180H114V177H113ZM151 180H153V179H151ZM151 180H149L148 181V185L150 184L149 182L151 181ZM162 180H163V178H162ZM27 181V180H26ZM26 181H25V185L23 186V187H26V188H23L22 189V187L18 190V193L20 192V193H22V195L21 196H23V195H25V194H29V197L33 200V203H37V202H39V200L37 199V198H33V197H35L34 196V194H36V192L34 193V189H35V187H34V189H33V186H27L28 185V182L26 183ZM33 181V180H32ZM37 181V180H36ZM55 181H57V180H55ZM59 181V180H58ZM64 181H65V178H64ZM72 182H73V180H71ZM70 181V182H71ZM102 181V180H101ZM103 181H104V179H103ZM163 181H165V180H163ZM39 182V181H38ZM93 182L94 181H92V183L91 184H93ZM98 182V181H97ZM97 182H96V184L95 185H97L98 186V184H97ZM100 182V181H99ZM157 182V181H156ZM179 182H180V180H179ZM53 183V182H52ZM56 183V182H55ZM67 183V182H66ZM65 183V184H66ZM75 183V182H74ZM82 183V182H81ZM80 183V184H81ZM101 183V182H100ZM146 183V182H145ZM175 183V182H174ZM30 184H31V182H30ZM35 184V183H34ZM37 184V183H36ZM39 184H41V183H39ZM60 184H62V183H60ZM64 184V183H63ZM68 184V183H67ZM86 184V183H85ZM85 184H83V185H85ZM102 184H104L103 182H102ZM157 184V183H156ZM163 184H164V182H163ZM72 185V184H71ZM86 185H89V184H86ZM85 185V186H86ZM101 185V184H100ZM99 185V186H100ZM143 185V184H142ZM160 185V184H159ZM165 185V184H164ZM170 185V184H169ZM177 185V184H176ZM14 186H15V184H14ZM19 186V185H18ZM44 186V187H45ZM55 186V185H54ZM57 186H59V185H57ZM92 186V185H91ZM91 186L89 185V187L91 188ZM94 186V185H93ZM97 186H95V188L97 187ZM105 186V185H104ZM140 186V185H139ZM145 186V185H144ZM143 186V187H144ZM175 186V185H174ZM43 187V186H42ZM76 187H78V186H76ZM84 187V186H83ZM88 187V186H87ZM121 187V186H120ZM142 187V188H143ZM173 187V186H172ZM40 188V187H39ZM39 188H38V190H39ZM54 189H55V187H53ZM61 188V187H60ZM80 188V187H79ZM99 188V187H98ZM102 188V187H101ZM113 188V187H112ZM139 188V187H138ZM148 188V187H147ZM146 188V189H147ZM159 188V187H158ZM11 189V188H10ZM18 189V188H17ZM26 189V190H25ZM45 189V188H44ZM57 189V188H56ZM86 189V188H85ZM84 189V190H85ZM125 189V188H124ZM146 189H145V191H146ZM15 190V189H14ZM71 190V189H70ZM83 190V191H84ZM92 190H94V189H91V191ZM101 190V189H100ZM116 190H118V187L116 188ZM116 190H114V191H116ZM140 190V189H139ZM171 190V189H170ZM43 191V190H42ZM46 191L44 192V193H46ZM56 191V190H55ZM73 191V190H72ZM76 191V190H75ZM78 191V190H77ZM82 191V190H81ZM86 191V190H85ZM85 191L83 192V193H85ZM106 191V190H105ZM120 191H121V188H120ZM119 191V192H120ZM162 191V190H161ZM172 191V190H171ZM175 191V190H174ZM173 191V192H174ZM9 192L10 191H8V195H9ZM40 192H41V190H40ZM67 192V191H66ZM65 192V193H66ZM79 192H80V190H79ZM94 192V191H93ZM126 192V191H125ZM135 191H133V193H134ZM166 192V191H165ZM167 192H169V194H170V191H167ZM13 193V192H12ZM44 193H41V194H44ZM59 193H61L60 191H59ZM64 193V192H63ZM82 193V192H81ZM110 193H113V192H110ZM110 193H108V192H106V194L105 195H107V194H110ZM116 193V192H115ZM123 193V192H122ZM121 193V194H122ZM136 193V192H135ZM134 193V194H135ZM158 193V192H157ZM177 193V192H176ZM179 193V192H178ZM47 194H49V192L47 193ZM86 194V193H85ZM84 194V195H85ZM90 194H91V192H90ZM89 194V195H90ZM118 194H120V193H118ZM125 194V193H124ZM140 194V193H139ZM156 194V193H155ZM160 194V193H159ZM172 194V193H171ZM3 195V194H2ZM11 195V194H10ZM37 195H38V192H37ZM57 195V194H56ZM68 195V194H67ZM87 195H88V192H87ZM94 195V194H93ZM96 195V194H95ZM111 195V194H110ZM149 195V194H148ZM152 195V194H151ZM168 195V194H167ZM180 195V194H179ZM178 195V196H179ZM180 195V196H181ZM20 196V197H21ZM49 196V195H48ZM53 196H52V198H53ZM63 196H66V195H63ZM73 196V195H72ZM81 196H83L82 194H81ZM102 196H104V195H102ZM108 196V195H107ZM118 196V195H117ZM121 196V195H120ZM130 196V195H129ZM134 196H136V195H134ZM143 196V195H142ZM155 196V195H154ZM174 196V195H173ZM44 197V196H43ZM46 197V196H45ZM101 197V196H100ZM111 197H113L112 195H111ZM114 197H115V195H114ZM114 197H113V199H114ZM151 197V196H150ZM150 197H148V198H146V199H152V198H150ZM160 197V196H159ZM162 197V196H161ZM160 197V198H161ZM7 198V197H6ZM40 198V197H39ZM50 198V197H49ZM48 198V199H49ZM79 198V197H78ZM87 198V197H86ZM89 198V197H88ZM91 198V197H90ZM99 198V197H98ZM106 198V197H105ZM119 198V197H118ZM124 198V197H123ZM139 198H142L141 196H139ZM159 198V199H160ZM166 199L168 198V197H165ZM175 198V197H174ZM174 198H173V200H174ZM178 198V197H177ZM180 198V197H179ZM22 199V198H21ZM51 199V198H50ZM76 199V198H75ZM83 199V198H82ZM107 199H108V197H107ZM122 199V198H121ZM125 199V198H124ZM127 199V198H126ZM130 199V198H129ZM143 199V198H142ZM141 199V200H142ZM169 199H170V196H169ZM6 200V199H5ZM24 200H26V198L24 199ZM62 200V199H61ZM77 200H79V199H77ZM88 200V199H87ZM97 200V199H96ZM99 200V199H98ZM101 200H102V198H101ZM106 200V199H105ZM116 200V199H115ZM135 199H133L132 201H134ZM137 200V199H136ZM135 200V201H136ZM140 200V201H141ZM156 200H158L157 198H156ZM162 200V199H161ZM160 200V201H161ZM180 200V199H179ZM2 201V200H1ZM51 201V200H50ZM91 201V200H90ZM90 201H88L87 203H91ZM122 201H124V200H122ZM121 201V203H126V202H122ZM147 201V200H146ZM155 201V200H154ZM154 201H153V204H154ZM159 201V200H158ZM164 201V200H163ZM163 201H162V203H163ZM167 201V200H166ZM175 201V200H174ZM173 201V202H174ZM5 202V201H4ZM20 202V201H19ZM27 202V201H26ZM84 202V201H83ZM92 202H94L93 200H92ZM99 202V201H98ZM107 202V201H106ZM120 202V201H119ZM118 202V203H119ZM137 202H139V201H137ZM177 202V201H176ZM179 202V201H178ZM181 202V201H180ZM10 203V202H9ZM46 203V202H45ZM100 203H104V201L102 202V201H100ZM114 203V202H113ZM115 203H116V201H115ZM118 203H116V204H118ZM134 203V202H133ZM133 203H131L132 205H134V204H137L136 202L133 204ZM142 203H143V201H142ZM146 203V202H145ZM151 203V202H150ZM150 203H148V205L150 204ZM157 203V202H156ZM159 203V202H158ZM168 203H170V202H168ZM24 204H25V202H24ZM31 204V203H30ZM43 204V203H42ZM85 204V203H84ZM98 204V203H97ZM105 204V203H104ZM107 205H109V207H110V203L108 204V203H106ZM112 204V203H111ZM115 204V205H116ZM138 204H140V203H138ZM147 204V203H146ZM145 204V206H147ZM4 205V204H3ZM32 205V204H31ZM86 205V204H85ZM93 205H95V204H93ZM100 205V204H99ZM128 205V207L130 206L129 205V203L128 204H125V206H127ZM131 205V206H132ZM141 205V204H140ZM143 205H144V203H143ZM142 205V206H143ZM158 205V204H157ZM161 205V204H160ZM166 206H168L167 205V203L165 204ZM170 205V204H169ZM5 206H7V205H5ZM9 206V205H8ZM33 206H35V205H33ZM43 206V205H42ZM91 206V209L93 208L92 207V204H90L89 205V207ZM97 206V205H96ZM103 206L104 205H102L101 204V207H102V209H103ZM114 206V205H113ZM120 206V205H119ZM124 206V205H123ZM136 206H138V205H136ZM154 206V205H153ZM176 206V207H177ZM1 207H3L2 205H1ZM38 207V206H37ZM109 207H108V210H113V208L111 209H109ZM127 207V208H128ZM133 207H135V205L133 206ZM132 207V208H133ZM161 207H162V205H161ZM10 208V207H9ZM18 208V207H17ZM20 208V207H19ZM22 208H23V206H22ZM25 208V207H24ZM32 208V207H31ZM40 208V207H39ZM46 208V206L44 207V209ZM48 208V207H47ZM85 209H86V207H84ZM106 208H107V206H106ZM106 208H105V210H106ZM117 208H118V205H117ZM120 208V207H119ZM124 208V207H123ZM123 208H122V210H123ZM137 208V207H136ZM135 208V209H136ZM147 208V207H146ZM154 208V207H153ZM152 208V209H153ZM159 208V207H158ZM172 208H174V207H172ZM34 209V208H33ZM38 209V208H37ZM41 209H42V207H41ZM90 209V210H91ZM94 209V208H93ZM92 209V210H93ZM116 209V208H115ZM131 209V208H130ZM140 209V208H139ZM143 209H144V207H143ZM142 209V210H143ZM156 209V208H155ZM168 209V208H167ZM167 209L165 208V211H167ZM190 209H191V211H192V209H193V211L191 212L190 211ZM1 210V209H0ZM10 210H11V208H10ZM14 212H12V211H8V212H10V213H8L7 215H5L4 214V212H2L3 214H4V217H2L1 219H0V264H46V263H48V264H56V259H53V260H51V259H47L48 257L46 256L47 254L45 253L46 251H45V249H44V247H45V243H44V241H43V236H45L46 234V230H43L42 228H39V227H31V226H28V223H27V219H26V215H25V213L24 214H21L20 213V215H19V213H15L16 211L14 210V209H12ZM20 210V209H19ZM24 210V209H23ZM27 210V209H26ZM43 210V209H42ZM87 210H89V209H87ZM89 210V211H90ZM101 210V209H100ZM105 210H101V211H105ZM147 210H148V208H147ZM154 210V209H153ZM160 210H162V209H160ZM164 210V209H163ZM174 210V209H173ZM185 210V215H189V218L190 217H192V219H191V221H190V219H189V221L190 222H188V216L186 217V216H184L183 215V211ZM33 211V210H32ZM31 211V212H32ZM36 211V210H35ZM40 211V210H39ZM44 211V210H43ZM50 211V210H49ZM107 211V210H106ZM133 211V210H132ZM131 211V212H132ZM136 211H137V209H136ZM146 210H144L143 211V213L145 212ZM155 211V210H154ZM171 211V210H170ZM177 211V210H176ZM176 211H172L171 212V214L172 215H175V213H176ZM34 212V211H33ZM91 212V211H90ZM97 211H95V213H96ZM100 212V211H99ZM110 212V211H109ZM118 212V211H117ZM116 212V213H117ZM120 212V211H119ZM127 212H128V210H127ZM157 212V211H156ZM160 212H162V211H160ZM164 212V211H163ZM178 212V213H179ZM35 213V212H34ZM38 213V212H37ZM41 213V212H40ZM48 213V212H47ZM98 213V212H97ZM103 213V212H102ZM111 213V212H110ZM110 213H108V214H110ZM121 213H123V211L121 212ZM141 213V212H140ZM150 213H151V210H150ZM157 213H159V212H157ZM157 213H156V215H157ZM166 213H169L168 211L166 212ZM30 214V213H29ZM36 214V213H35ZM98 214H100V213H98ZM113 214H114V212H113ZM112 213H111V215H113ZM120 214V213H119ZM127 214V213H126ZM145 214H147V213H145ZM149 214V213H148ZM170 214V213H169ZM37 215V214H36ZM43 215H44V213H43ZM42 215V216H43ZM96 215V216H95ZM104 215H106V213L104 214ZM123 215V214H122ZM130 215H131V213H130ZM137 215V214H136ZM140 215V214H139ZM141 215H143V214H141ZM140 215V216H141ZM156 215H154V216H156ZM159 216V218H163V216L165 215H163V216H161L160 217V214H158ZM168 215V214H167ZM177 215V214H176ZM191 215V216H190ZM30 216V215H29ZM32 216H34V215H32ZM31 216V217H32ZM54 216V215H53ZM121 216V215H120ZM119 216V217H120ZM129 216V215H128ZM132 216V215H131ZM139 216V217H140ZM178 216V215H177ZM36 217H38L39 218V216H36ZM46 217H47V215H46ZM49 217H50V215H49ZM108 217V216H107ZM150 217V216H149ZM172 217V218H171ZM52 218V217H51ZM99 218H100V220H99ZM109 218V217H108ZM111 218H113V217H111ZM122 218H124V216L122 217ZM122 218H121V220H122ZM128 218V217H127ZM137 218V217H136ZM141 218H143V217H141ZM148 218V217H147ZM152 218H153V216H152ZM152 218L151 219H149V220H152ZM158 218V219H159ZM37 219V218H36ZM40 219V218H39ZM38 219V220H39ZM44 219V218H43ZM50 219V218H49ZM116 219V218H115ZM129 219V218H128ZM130 219H131V217H130ZM129 219V220H130ZM145 219V218H144ZM154 219H155V217H154ZM42 220V219H41ZM118 220H119V218H118ZM125 220H127L126 219V217H125ZM125 220H124V222H125ZM128 220V221H129ZM132 220H133V218H132ZM131 220V221H132ZM137 219H135V221H136ZM148 220V219H147ZM161 220V219H160ZM33 221V220H32ZM50 221V220H49ZM102 221V222H101ZM109 221H111V222H113L112 221V219L111 220H109ZM116 221V220H115ZM123 221V220H122ZM145 221H146V219H145ZM39 222V221H38ZM42 222V221H41ZM52 222V221H51ZM120 222V221H119ZM33 223V222H32ZM43 223H44V221H43ZM132 223H134V221L133 222H131V224ZM141 223V224H142ZM201 223V224H200ZM30 224V223H29ZM46 224V223H45ZM116 224V223H115ZM114 224V225H115ZM116 224V225H117ZM126 224V223H125ZM130 224V225H131ZM135 224V223H134ZM137 224V223H136ZM190 224V230L192 229L191 228V226L192 227H196L195 229L197 230V227H202V229H201V231L200 232H198L197 234L198 235H191V233H190V231H189V227H188V225ZM199 224H200V226H199ZM32 225V224H31ZM35 225V224H34ZM33 225V226H34ZM37 225V224H36ZM35 225V226H36ZM59 225V224H58ZM58 225H57V228H58ZM113 225V226H114ZM38 226H42L41 225V223L38 225ZM50 226V225H49ZM137 226H138V224H137ZM55 227V226H54ZM186 227H188V229L186 228ZM49 228V227H48ZM185 228H186V230H185ZM45 229H46V226H45ZM55 229V228H54ZM53 229V230H54ZM199 229V228H198ZM48 230V229H47ZM50 230V229H49ZM193 230H194V228H193ZM51 233H53V232H51ZM55 233V232H54ZM56 233H55V235H56ZM200 233V234H199ZM192 234H195V232L193 233L192 232ZM50 235V234H49ZM54 235V236H55ZM53 236V237H54ZM52 237V238H53ZM45 238V237H44ZM51 238V239H52ZM68 238H70L71 239V243H73V246L72 247H74L73 248V251L72 252H70L69 250H68V246L66 245V241H67V239ZM54 239V238H53ZM46 240H48V239H46ZM51 241V240H50ZM55 241V240H54ZM68 242V241H67ZM56 244V243H55ZM47 246H48V244H46ZM70 245V244H69ZM70 247V246H69ZM48 249V248H47ZM49 254V253H48ZM51 258H52V256H51ZM63 259V258H62ZM139 259H141V261L139 260ZM47 260H48V262H47ZM51 260V261H50ZM67 260V259H66ZM59 262V261H58ZM57 262V263H58ZM60 264V263H59Z\"/></svg>", "mask_w": 264, "mask_h": 264}]
</instances>
